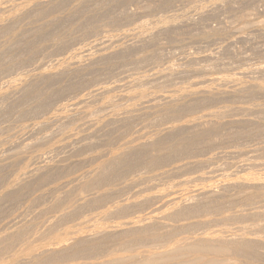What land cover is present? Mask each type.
Returning <instances> with one entry per match:
<instances>
[{
	"label": "rangeland",
	"instance_id": "374dc122",
	"mask_svg": "<svg viewBox=\"0 0 264 264\" xmlns=\"http://www.w3.org/2000/svg\"><path fill=\"white\" fill-rule=\"evenodd\" d=\"M38 1L39 0H30V1L29 0H11L10 3H8L6 5L8 7V8L6 7V9L9 10V6H13V8L10 7V9L12 8L13 10H11V11H13V13H15L18 17L15 15L11 19H8V16H7L8 14L5 15V13L2 16H0V31H1L0 32V64H1L0 65V74H1L0 75V85H1L0 89H2L1 91H3L5 89L4 88L5 83H6L5 80H8V79H9L8 81H13V79H14V81H16L17 83H19V81H22V79H23V80L28 81V83H29L27 85L25 83L23 86H21L20 89L17 90L19 92H17V91L15 93L12 92L13 94L9 92V93H6V94H8L7 96L5 94V96L7 98H5L3 96H2L3 98L2 97L0 98V107H1L0 108V134H1L0 135V145L2 146V147L0 146V159L2 158L1 156L3 155L4 159L8 162V165H7V162L3 158L0 160V163H1L0 164V180H1L0 181V216H1L0 217V253H1L0 254L1 255L0 256L1 257L0 258V264H5V262H7V261H9V262H7L6 264H8V263L10 264L12 262V260L16 257L15 253L19 254L21 251H23V248L24 249L26 247H27L26 249H29L31 247L36 248V246L38 248V247H41L42 244L47 245V246H52V244H55L61 237H63L61 239H66L68 237L70 238V235L76 233V231L78 229H79L78 231L82 230L81 232L77 231V235L83 236V237L79 236L81 238H84L83 241H81V243H83V245H90V244H98L99 243L102 245L104 244L103 247L100 245V248L102 247L105 249V247L107 246L106 249L104 250L101 248L102 249L101 250L98 246H96L97 249L99 248V251L96 250L95 248L93 249L92 253H95L94 256H93V254L91 256L93 258V260L90 256H89V260H88V258L87 259L86 258L85 259L84 258H77L74 260L72 258H67V257L64 258V256H66V255L64 254V256H63V254H61V256L63 257L61 259L62 261L59 260L58 262L61 261L60 264H63V263H66V264H71V263L72 264H80V263L81 264H83V263L97 264V262L102 263L108 259V257H107L108 254L106 255V253H109L108 252V251H110L109 249H111L110 252H113V254L121 255V252H119L120 254L118 253L119 250H117V247L115 244V243H117V241H119V238H116L115 240L112 239L113 242L111 240V238L117 237V233L119 232L116 229L114 230V228H116L120 224H123L124 223L123 221L127 222V221L135 219L137 217L149 216V215H151V217H153V220H154V222H153L154 227L153 228L155 230H157L156 232L159 235H165V234H167V232H173V230H174V232H176L175 230H178V232H176V233H178L180 236L182 235V237H181L182 239L180 238V236L178 237V234H175V233L174 234L176 235V239H179L182 241L185 238L186 239L190 238V239H188V241L190 242L194 238L195 239L201 238L203 235H205V233H207L208 235H209V233H212L214 235V232H215V234L218 235V236L216 235V237H220V236L224 237V235L226 234L227 237L225 235L224 238H226L228 240L230 239V240L235 241V242L238 240L241 241V239H243L245 237L243 240H248V241L255 243V250L256 251L255 250L254 251L257 252L258 255L255 253L254 254L256 256H258L257 258L259 260L255 259L254 261L250 262V260L244 261L243 258L238 257V258H235L233 260H230L231 262L235 260L233 263H231L228 259V261L230 263L225 262V264H242V263L243 264H246V263L247 264H264V252H263L264 251V243H263L264 242V185H260V184L257 185V181L258 182L261 181L263 174H264V149H263L264 148V87H263L264 86V0H122V1L121 0H111V1L110 0H85V1L84 0H80V1L79 0H66V1L65 0H52V1H50L49 0L48 5H46V6H43L42 4H40L41 1H39V3L36 4ZM112 1H114V2H112ZM51 2H53V3L51 4ZM34 4H36V5H34ZM74 4H76V5H74ZM55 8H57V9H55ZM48 9H50V10L52 9V10L50 11ZM11 11H10V13L12 14ZM42 11H43V13H42ZM39 12H41V13L39 14ZM201 13H203V14H201ZM38 14L39 15L44 14V16L41 17ZM49 14H51V15H49ZM12 15H14V14H12ZM199 17H201V18H199ZM13 18H15V19H13ZM88 29H89V32H88ZM60 32H61V34H59ZM93 32L95 34H93ZM203 34H205V35H203ZM37 38H38V40H37ZM106 39H107V41H106ZM108 39H109V42L111 41L110 43L108 42ZM212 39H214V40H212ZM65 40H66V42H65ZM75 40H76V42H75ZM227 40H229V41L227 42ZM20 43H21V45H20ZM13 44H15V46ZM94 44H96V45H94ZM99 44H101V45H99ZM30 45H31V48H30ZM58 45H60V46H58ZM108 45H109V47H108ZM11 46H13V47H11ZM97 46H99V47H97ZM76 47L78 49L81 47L82 50L81 49L78 50ZM84 47H86V48H84ZM5 48L6 49L8 48V49L6 50ZM83 49H85V50H83ZM13 50L14 51L16 50V52H14ZM55 50H56V53H55ZM72 50H77V52L72 51ZM84 51H87L88 53L84 52ZM79 52H81V53L79 54ZM43 53H45V54H43ZM83 53H85L86 55L85 54L83 55ZM95 53H96V55H95ZM14 54L16 57L14 56ZM51 54H52V56H51ZM87 55L90 58L93 57L95 60L93 58L89 59V57H87ZM103 55H104V57H103ZM105 55L106 56L108 55V56L106 57ZM71 56H73V57H71ZM94 56H96V57H94ZM67 57L71 61H73V60L74 61L70 62L69 59H68L69 60L68 61ZM77 57H78L79 61H77L78 60ZM64 58H65V60H64V63H62L63 65L60 63H57L58 60L60 61L61 59L63 60ZM75 58H76V60H75ZM82 58H83V60H82ZM100 58L103 61H101ZM14 59H15V61H14ZM90 60H91V62H90ZM76 61L78 62V64L80 63V67L82 65V67L80 69L78 67L79 71L76 70L77 69L76 66H71L73 68L72 69L73 72L69 71L66 73H59L57 75L58 78L55 76V77L48 78V79L47 78L35 79V77L33 76L34 73H37V70H38V72H41V71H48V72L51 71L52 72V70H53V73H54V71L57 72L60 69H62L63 66H65L64 64L70 63V64L78 65ZM99 61H101L102 64ZM65 62H67V63H65ZM88 63H89V65H88ZM106 63H107V65H105ZM12 66H15V67H12ZM74 67H76V68H74ZM74 69H75V71H74ZM253 69L255 70V72ZM22 73L24 75H22ZM26 73H27V75H26ZM20 74L22 77L20 76ZM64 74H66V75H64ZM214 76H216V77H214ZM220 76H221V79L224 78V80H227L228 83H225L226 81L223 83L222 82L223 79L222 80L220 79V85H219V81H217V80H219L218 78H220ZM227 76H229V77H227ZM20 78H21V80H20ZM30 78H31V80L35 79V80H32L33 84H31ZM54 78L57 81L54 80ZM66 78H67V80H66ZM234 79H236V81L239 79L237 81L238 84L240 83L243 85L242 86L238 85L237 83H235ZM246 81H248V82H246ZM200 84H201V87H200ZM235 84H237V85H235ZM131 85H133V86H131ZM106 86L108 87V89ZM206 86H208V87H206ZM235 86L236 87L241 86V90L236 92L237 93V94L235 93L236 95L233 94V92H232L233 89L231 88V87L234 88ZM249 86H251V90H250ZM252 86L253 87L255 86V87L252 88ZM97 87H98V89H97ZM196 87H199V88H196ZM211 87H212V90H214L213 92L215 94L217 92H219V93H217L216 95L213 93V95L209 96V98L207 96L205 97L202 94H196L195 96H192L190 98L187 96V98H186V95H188L190 93V91L195 92V91H198V89L200 91L203 88L211 89ZM219 87H221V88H219ZM261 87H262V89H261ZM109 88L111 89L112 93L109 91L110 90ZM99 89L100 90L102 89V90L100 91ZM215 89H216V91L218 89V91L216 92ZM244 89H246L248 92L246 90L244 91ZM252 89H254V90H252ZM258 89H259V91H258ZM138 90H139V92H138ZM221 90L224 92H222ZM36 91H38L39 93ZM93 91H95V93ZM96 92H99V93H97V95H95ZM104 92H106V94ZM179 92H181V93H179ZM240 92H242V93H240ZM101 93L103 94L104 97L102 96ZM126 93H128V94H126ZM177 93L179 94L178 96H180L182 94L181 96L185 97L186 101L185 100L183 101L184 98L183 99L179 98L177 96ZM16 94H18L19 96ZM88 94H89V96H88ZM108 94L110 96H108ZM162 94H163V96H162ZM184 94H185V96H184ZM132 95L133 96L135 95V98L134 97L132 98ZM136 95H137V97H136ZM200 95H202V96H200ZM220 95H223V97H221ZM93 96L94 97L97 96V97L94 98ZM167 96H169V98L172 99V102L174 104L172 102H170L171 100H169V102H168V100H165L166 101L165 102V101H163L164 99L161 98V97H167ZM171 96H172V98H171ZM42 97H44V98H42ZM129 97H131V99ZM156 97H158V98H156ZM16 98H19V99H16ZM97 98H98V100H97ZM174 98H175V101H174ZM188 98H189V100L191 98L192 99L190 101H188L187 100ZM194 98H195V100H194ZM211 98L212 99L216 98V99L211 100ZM42 99L44 101H42ZM80 99H83V100H85V102H87V103H85L86 104V106H85L86 110L81 109V108H80V110L79 109L77 110V108L75 106L71 105V104H74V101L77 102ZM111 99H112V101H111ZM133 99H135V101ZM178 99H180L179 102H177ZM105 100L107 101L106 103H105ZM118 100H120L121 102ZM1 102H2V104H1ZM48 102L50 104L51 103L52 104L50 105ZM166 103H168V104H166ZM63 104H65V106ZM109 104H110V106H109ZM128 104L130 105L131 109L133 108L132 110L130 108H128L129 110H131L130 111L131 113H129V115L133 113L134 116L133 115L125 116L124 118H126V119L128 118V119L126 120V119L122 118L123 121H120V119H119V121L114 120L116 117L113 118V114L115 116L117 113H121L122 109L124 110L125 108L127 109V107H129ZM160 104H161V106H160ZM58 105L60 107H58ZM106 105H107V107H106ZM111 106H114V107H111ZM152 106H153V108H152ZM158 106H159V108H158ZM147 107H148V109H147ZM21 108H23V109H21ZM48 108H50V109H48ZM60 108H62L61 111H60ZM63 108L65 110H63ZM73 108L78 112H76ZM114 108L116 109V111ZM141 108H143V109H141ZM203 108H205L206 110H204ZM223 108H225V109H223ZM58 109H59V111H58ZM108 109H111V110H108ZM242 109L246 112H244ZM143 110H144V112H143ZM147 110H150V112H148ZM159 110H160V112H159ZM212 110H214V111H212ZM223 110H225V111H223ZM29 111H31V112L33 111V112L31 113ZM84 111H85V113H84ZM95 111H96V113H95ZM137 111L140 113L138 114ZM45 112H46V114H45ZM68 112H70V113L66 114ZM173 112H175L176 114ZM249 112H251V113H249ZM22 113H24V114H22ZM71 113H72V115H71ZM135 113H136L137 117H136ZM162 113H165L166 116ZM171 113H173V114H171ZM209 113L210 114L216 113V116H218V117L215 116V119L213 118L210 120L219 121L220 120L219 117H221L222 120H220L219 122L222 121L224 125L222 123H221V125H219L220 129L222 128L221 130H219V128L217 126V128H218L217 131H215L212 134H209L210 137L206 135V136H204V138L203 137L199 138L198 137L199 136L198 135L199 134L198 129L201 132V130H204V128H205V126H203V125L201 126V124H199V123L204 122V121L199 122V120H200L199 118H201L203 115L209 114ZM55 114H56V116H54ZM57 114H59V115H57ZM78 114H80V115H78ZM169 114H170V116H169ZM222 114H223V116H222ZM48 115L50 116V118L48 117ZM51 115H53V116H51ZM76 115H77V117H76ZM95 115H96V117H95ZM163 115H164V117H163ZM100 116H101V118H100ZM110 116L113 118L114 121H118V122L115 123L112 120V118H110ZM153 116H155V117H153ZM168 116H169V118H168ZM176 116H178V117H176ZM56 117H58V118H56ZM60 117H62V118H60ZM67 117H71V118H67ZM102 117H104V118H102ZM166 117L168 118L169 122H168ZM171 117L172 118L174 117V118L171 119ZM175 117H176V119H175ZM43 118H45L46 121ZM105 118L107 119L108 122L106 121ZM217 118H219V120ZM73 119H75V120H73ZM86 119H88V121ZM89 119H90V121H89ZM101 119H102V121L105 120V121H103V123H104L103 126H106V128L103 127V129L101 128L99 131L91 130V131H89L90 133H88V130H89L88 127L89 126L91 127L92 123L95 124V123L100 122ZM108 119L111 120L110 121L111 125L109 124ZM132 119H133V121H132ZM178 119L180 120V122ZM65 120H67V121H65ZM80 120H82V121H80ZM173 120H176V121H173ZM192 120L193 121L198 120L197 122H199L198 124L194 125L195 128L193 126L191 127V125L190 126L188 125ZM39 121H41V122H39ZM47 121H48V123H47ZM92 121H95V122H92ZM53 122H55V123H53ZM105 122H107L108 125H105ZM172 122L174 123V125ZM88 123H90V124H88ZM179 123H181V124H179ZM42 124H43V126H42ZM48 124L51 127L48 126ZM56 124H59V125H56ZM60 124L62 125V127H60ZM112 124H114L113 128H112ZM87 125H89V126L87 127ZM109 125H110V127H109ZM144 125H145V128H144ZM175 125L177 127L181 128L179 131H181V130L182 131L180 133H179V131H176L177 133L174 132L173 135L171 134L172 135L171 138L169 136H168V138H165V140L170 139V141L166 140L167 142H170V144L166 143V144H164V146L162 145L160 147L161 152L159 153V156L163 157V161H162L163 164L160 163L159 165H151L150 166V164L152 163V160L154 159L153 155L150 156L149 153L146 154V153H143V151L139 152V149L136 150V152H130V154L132 155V157H130V160H129L130 163L128 161H126V163L125 162L119 163V164L110 163L111 164L110 165L109 162L106 161V159L108 157V155H106L107 151H109L111 149L112 153H117L116 151L118 150V148L116 145H118V147H119V145L121 146L122 144H124L130 140L134 141L135 144H140L139 142L143 143L146 140L149 141L154 137L155 134L161 133L162 130L164 131L163 128H168V127H172ZM186 125H188L190 128L188 126L185 127ZM226 125H227V128H226ZM26 126H27V128H26ZM72 126H74V127H72ZM207 126L209 127V125H207ZM79 127L82 129H80ZM127 127L130 129L128 130ZM197 127H198V129H197ZM202 127H204V128H202ZM61 128L62 129L66 128V130H64V132L66 133V134L64 133L65 135H63V130H58ZM69 128H71V130L73 131V132L70 131V134H68L69 130H70ZM85 128L87 130H85ZM109 128H110V130H113V132L108 130ZM182 128L183 129L185 128L186 130L184 129L185 130L184 131ZM200 128H202V129H200ZM191 129H192V131H191ZM79 131H80V133H79ZM136 131H137V133H136ZM183 131H184V133H183ZM60 132L62 135L60 134ZM106 132H107V135H106ZM155 132H157V133H155ZM113 133H115V134H113ZM215 133H216V135H215ZM96 134L97 135L99 134V135L97 136ZM194 134H197V137L194 136ZM73 135L75 138L72 137ZM49 136H51V137H49ZM52 136H54V139ZM76 136H78V138ZM187 136H189V137H187ZM190 136H191V138H193L196 141H193V143H191L192 139L190 138ZM62 137L64 139H66L67 141L62 139ZM98 137H100L101 139ZM145 137H146V139H145ZM195 137H196V139H195ZM46 138L47 139L49 138V139L47 140ZM59 138H60V140H59ZM197 138L199 140H197ZM50 139L52 140V142ZM68 139H69V142H71L72 144L68 143ZM70 139H72V140H70ZM91 139L94 140V144L92 143L93 141H91ZM112 139L114 141H112ZM183 139H185V140L189 139L188 141L190 142V145H193V144L194 145L193 146H190V145L186 146L184 149H176V147L178 148V146L180 148V145H178V146H176V145L179 142V140L181 141ZM232 139H234V140H232ZM88 140H89L90 144L88 143ZM107 140H109V141H107ZM53 141H54V143H53ZM61 141H62V143L63 142H66V143H63L64 145H62ZM85 141L87 143H84ZM32 143H33V145H32ZM75 144H76V146H75ZM171 144H176L175 148H174V145H173L174 149L172 148L176 154L173 153V150L171 149V146H172ZM31 145L34 146L35 148L32 147ZM28 146H30V147H28ZM57 146L59 148H57ZM71 146H72V148H71ZM40 147H42V148H40ZM104 147H105V149H104ZM166 147H168V148H166ZM15 148L17 151L15 150ZM60 148H62V149H60ZM88 148H90V149H88ZM96 148H97V150H96ZM98 148L101 150H99ZM114 148H117L116 151H114ZM9 149H10V151H8ZM27 149L29 152H27ZM35 150H37V151L39 150V151L37 152ZM93 150H94V152H93ZM21 151L24 153H22ZM178 151H179V153H178ZM9 152L11 154H9ZM74 152L76 155L74 154ZM19 153H21V154H19ZM25 153L29 154V156H25L26 155ZM95 153H97V154H95ZM109 153H110V151H109ZM183 153H185V154H183ZM34 154H36V155H34ZM107 154H108V152H107ZM39 155L41 156L40 158H42V159L38 158ZM97 155H98V157H97ZM136 155H139V157H138L139 159L136 158ZM31 156H32V158H31ZM164 156H166V157H164ZM36 157H37V159H36ZM7 159H9V160H7ZM199 159H200V161H197ZM13 160L15 162L17 160V163H15ZM23 160H24L25 164L26 163H29V164H26V165L23 164L24 163ZM41 160L42 161L44 160L43 162H44V164H46V165H44L45 167L44 166L42 167L43 162ZM100 160L102 162H105V163L107 162L108 165H110V167L112 166V169L114 168V170L111 169L110 171L111 172L114 171L117 174L119 173L118 174L119 176H115L116 174L114 173L115 174L114 175L113 173H110V171L103 172L102 180H103V182L104 181L105 182L103 183V185L100 186L101 188L99 187L96 189L93 186L95 181L92 183V182H90V180L92 181L93 178H95V177L97 178V176H96L97 174L95 173L96 174L95 175L94 173H92L94 171V168H92V167H94V166L96 167L97 165L101 164L102 162L99 163ZM1 161H3V162H1ZM10 161H11V163H10ZM137 161H138V164H137ZM150 161H151V163H150ZM4 162H6V163H4ZM37 162H38V165H39V162H41V165H39V166L35 165V164H37ZM105 163H103V164H105ZM134 163H136V164H134ZM64 164H65V166H64ZM115 164H116V167H115ZM23 165H24V168L28 167L27 170H29V167H30V170L32 167H33L32 170H35L36 167H38L37 169L39 170L40 166H41V169L43 168L42 170L40 169L41 170L40 172L42 175L39 174L40 173L39 172L36 174L37 177H36V175H34V177L31 176V178L27 179L25 182H23L20 185V187H19L20 189L17 188V190L19 189L18 191H16V189H15L16 192H14V190H13L12 193L9 192L11 194H8V191L7 190L5 191L8 182H12V179L14 180L20 176L21 168L23 167ZM119 165L121 166V168H119L120 167ZM122 165H124V166L125 165L126 166L127 165H133V167L131 166L132 168H131V170L129 169V171L128 170L124 171L123 169H126V168L123 167ZM181 165H182V167H181ZM47 166L49 169L47 168ZM54 166H56V167H54ZM139 166H140V168H139ZM71 169L73 170V172ZM121 169L123 170V173H124V174L122 173L123 175L120 174L121 172L119 170H121ZM145 170H146V172H145ZM42 171H45V172H42ZM49 171H51V172H49ZM195 171H196V173H195ZM70 172H72L71 175H70ZM13 173H15V176ZM90 173L94 174L95 176L94 177H93V175L91 176ZM73 174H75V175L79 174V175L78 176L76 175L77 176L76 177ZM128 174H129V176H127ZM66 176H67V178H66ZM247 176L249 177V179H251V180L253 179L254 183H252V184H254V185L251 184V185L245 186V185L241 184V186H239L240 182H237L239 185L235 184L238 179H239V181H241V179L243 180V178L244 179L248 178ZM38 177H39V179H38ZM86 177H87V179H86ZM161 177H163V178H161ZM189 177H191V178H189ZM90 178H92V179H90ZM169 178H170V180H169ZM258 178H259V180H258ZM63 179H64V181H62ZM186 179H187V181H185ZM38 180L40 182H38ZM46 180H48V181H46ZM35 182H37V183H35ZM85 183L86 184L88 183V185H85ZM175 183L178 184L181 189ZM186 183L188 184L187 186H186ZM81 184H83L85 186V188ZM3 185H4V187H3ZM72 185H73V187H71ZM91 185L93 186L92 188H94V189H91ZM146 185H148V186H146ZM191 186H195V187H191ZM204 186H206V187H204ZM173 187H174V189H173ZM190 187H191V189H190ZM196 187H197V190L207 189L208 187H210V189H211L213 187L211 189L213 194L212 195H200V196L196 195L194 197L195 194H193L192 191L196 190V189H194ZM202 187H204V188H202ZM222 187L225 189H223ZM157 188H159L160 190ZM175 188H176V190H175ZM187 188H188V190H187ZM125 189H127V190H125ZM172 189L174 192H172ZM65 190H66V192H65ZM118 190H119V192H118ZM183 190H185V191H183ZM20 191H21V193H20ZM51 191H52V193H51ZM55 191H56V193H55ZM75 191H79V193L76 192L78 195L75 193ZM186 191L192 193L191 196H193V197H190L191 200L189 198L191 193H189V195L185 194ZM3 193H5L6 195ZM24 193L25 194L27 193L28 195H25ZM220 193H222V194H220ZM1 194H3V196ZM48 194H49V196H48ZM152 194H154V195H152ZM157 194H159L160 197H164V199H160V203L158 200L160 197H158ZM168 194H171V195H168ZM134 195H135V197H134ZM78 196L81 198H79ZM124 196H126V197H124ZM153 196H154V198H153ZM165 196L166 197L168 196L167 199ZM15 197H16V199H15ZM66 197H67V199H66ZM102 197H104V198H102ZM148 197H149V199H148ZM196 197H198V198L196 199ZM152 198H153V200H152ZM156 198H158V199H156ZM172 198L174 199V202H176L177 199H179V198L181 200L183 199L182 200L183 202L186 201V203L182 202L186 208L185 207H184L185 209L182 208V211H181V209H180V211L175 210V213H179V212L184 213L186 211V209H187V211H189L190 209L188 207H191V205L193 204L194 206L192 205V208H194V207H195V209H197L196 207L199 208V209H197L198 213L195 214L196 217L194 215L190 216L192 218L194 217L193 219L191 218L192 220L188 217L187 218L183 217L185 220H183L182 217H179L178 219L172 218V220H171L170 219L171 217H169V214L171 215V212L174 213V210L172 209L173 204L171 202ZM243 198H245V199H243ZM188 199L190 202L188 201ZM11 200H13V201H11ZM18 200L22 201V202H19ZM58 200H59V202H58ZM162 200L165 204H162L163 203V202H161ZM169 200H171V201H169ZM181 200H179V202H181ZM223 200H224V202H223ZM14 201H16V202H14ZM102 201H104V203ZM126 201H127V204H125ZM154 201H157V202H154ZM250 201H252V202L250 203ZM85 202L87 204H85ZM116 202L119 203L118 206H117ZM148 202H149V204H148ZM195 202H196V204H195ZM241 202H242V204H241ZM10 203H11V205H10ZM71 203H73V204H71ZM187 203L189 206L186 205ZM79 204H80V206H79ZM91 204H92V206H91ZM135 204H137V205H135ZM166 204H168V206ZM120 205H121V207H120ZM131 205H132V208H131ZM163 205H165V206H163ZM71 206H73V207H71ZM108 206L109 207L111 206L110 207L111 209ZM159 206H160V208H159ZM116 207H118V208H116ZM156 207H158V208L156 209ZM161 207H163L164 209ZM168 207H170V210ZM202 207H204V208H202ZM90 208L92 210H90ZM165 208H166L167 212L164 211ZM192 208H191V210H192ZM115 209L117 212L115 211ZM120 209H122L121 210L122 213H121V211H119ZM208 209H209V211H208ZM246 209H247V211H246ZM199 210H202V211H199ZM249 210H251V211H249ZM89 211H91V212H89ZM111 211H113V212H111ZM215 211H216V213H215ZM223 211H225L227 214ZM42 212H44V213H42ZM200 212H202V213L200 214ZM218 212L223 213V214L220 215V213H218ZM229 213H230V215H229ZM236 213H238V214H236ZM247 213H249V215ZM75 214H76V216H75ZM164 216H165V218H164ZM44 217H45V219H44ZM235 217H236V219H235ZM239 217H240V219H239ZM241 217L243 220L241 219ZM99 218H100V220H99ZM157 218H159V219H157ZM163 218H164V220H163ZM181 218H182V220H181ZM211 218H212V220H211ZM226 218H227V220H226ZM224 219H225V221H224ZM186 220H188L189 223ZM206 220H208V221H206ZM236 220H238V221H236ZM231 221H234V222H231ZM246 221L247 222L249 221V222L247 223ZM41 222H43V223H41ZM158 222H160V223H158ZM207 222H208V224H207ZM113 223H116V224H113ZM177 223H179V224H177ZM24 225H25V227H24ZM168 225H171V226L167 227ZM56 226H58V227H56ZM19 227H21V228H19ZM30 227H32V228H30ZM33 227H35L36 229ZM42 227H44V228H42ZM110 227H113V228H110ZM181 227L184 230H182ZM183 227H185V228L187 227V228L185 229ZM69 229H70V231H69ZM83 229L85 232H83ZM245 229H247V230H245ZM102 230H106V231L108 230L107 232H109V234L113 235L112 237H110L111 242L109 241V238H106L104 236L103 237L102 236H98V237L95 236L97 239L93 237L97 231H102ZM112 230H114V231H112ZM164 230H166V231H164ZM88 231H90V232H88ZM110 231H112V232H110ZM163 231H164V233H163ZM180 231H182L183 233L181 234ZM200 231L202 233V236L199 235ZM229 231H230V233H229ZM70 232H71V234H70ZM184 232H186V233H184ZM194 232L197 235H195ZM218 232H220V233H218ZM9 233H11V234H9ZM15 233H17V234H15ZM20 233H22V234H20ZM67 233H68V237H67ZM82 233H83V235H82ZM13 234H14V237H13ZM17 235H20V236L18 237ZM58 235H60V236H58ZM85 235H87V236H85ZM189 235H190V237H189ZM16 236L18 239L16 238ZM191 236H192V239H191ZM11 237H13V238H11ZM231 237H233V238H231ZM248 237L251 238L253 241L251 239H249ZM11 239H13V240L10 241ZM26 239H27V241H26ZM86 239H87V241H86ZM93 239L95 242L93 241ZM97 241H102L103 243L97 242ZM33 242H36V243L34 244ZM67 243L68 242H66V244ZM85 243H87V244H85ZM256 243H258V244H256ZM154 244L156 246L158 243H153V244L150 243L147 246L148 247L149 246L154 247ZM80 245L83 246L82 244H80ZM2 246H4V247H2ZM26 249H25V251H26ZM59 253L60 252H55L54 254H47V255H49L48 258H50L52 256L59 255ZM3 255H5V256H3ZM103 257H107V259L103 258ZM102 258L105 260H103ZM19 259H22V257ZM19 259L18 260L16 259V260L19 262V261H21ZM68 260H70V261H68ZM71 260H73V262H71ZM94 260H96V261H94ZM58 262L55 264H59ZM22 263H24V262H22ZM47 263L52 264L53 262L48 261ZM18 264H21V263H18Z\"/></svg>",
	"mask_w": 264,
	"mask_h": 264
},
{
	"label": "bare ground",
	"instance_id": "6f19581e",
	"mask_svg": "<svg viewBox=\"0 0 264 264\" xmlns=\"http://www.w3.org/2000/svg\"><path fill=\"white\" fill-rule=\"evenodd\" d=\"M10 1L11 0H0V16H2L4 13H5V15L6 14H8L7 16H8V19H11L13 16H15L16 14L15 13H13V11H11V10H13L12 8H13V6H9V10L8 9H6V5L8 4V3H10ZM30 1V0H29ZM39 1H41L40 2V4H42L43 6H46V5H48V3H49V0H39ZM39 1L36 3V4H38L39 3ZM50 1H52V0H50ZM66 1V0H65ZM80 1V0H79ZM85 1V0H84ZM111 1V0H110ZM122 1V0H121ZM26 2V1H25ZM32 2V1H31ZM75 2V1H74ZM112 2H114V1H112ZM118 2V1H117ZM53 2H51V4H52ZM67 3V2H66ZM79 3V2H78ZM109 3V2H108ZM116 3V2H115ZM36 4H34V5H36ZM70 4V3H69ZM81 4V3H80ZM106 4V3H105ZM120 4V3H119ZM74 5H76V4H74ZM78 5V4H77ZM99 5V4H98ZM38 6V5H37ZM50 6V5H49ZM10 7H12L11 9H10ZM35 7V6H34ZM40 7V6H39ZM54 7V6H53ZM52 7V8H53ZM85 7V6H84ZM89 7V6H88ZM109 7V6H108ZM113 7V6H112ZM8 8V7H7ZM37 8V7H36ZM75 8V7H74ZM93 8V7H92ZM91 8V9H92ZM55 9H57V8H55ZM76 9V8H75ZM110 9V8H109ZM39 10V9H38ZM37 10V11H38ZM48 10H50V9H48ZM47 10V11H48ZM52 10V9H51ZM50 10V11H51ZM10 11L12 12V14H14V15H12L11 13H10ZM108 11V10H107ZM85 12V11H84ZM41 12H39V14H40ZM42 13H43V11H42ZM38 14V15H39ZM87 14V13H86ZM85 14V15H86ZM201 14H203V13H201ZM12 15V16H11ZM49 15H51V14H49ZM199 15V14H198ZM208 15V14H207ZM6 16V17H7ZM17 16V15H16ZM39 16H44V14H42V15H39ZM204 16V15H203ZM18 17V16H17ZM49 17V16H48ZM59 17V16H58ZM16 18V17H15ZM15 18H13V19H15ZM45 18V17H44ZM199 18H201V17H199ZM52 19V18H51ZM44 20V19H43ZM187 20V19H186ZM203 20V19H202ZM78 21V20H77ZM47 22V21H46ZM184 22V21H183ZM106 24V23H105ZM48 26V25H47ZM62 26V25H61ZM97 26V25H96ZM99 26V25H98ZM16 27V26H15ZM49 28V27H48ZM67 28V27H66ZM79 28V27H78ZM89 28V27H88ZM92 28V27H91ZM94 28V27H93ZM12 29V28H11ZM4 30V29H3ZM22 30V29H21ZM30 30V29H29ZM83 30V29H82ZM16 31V30H15ZM42 31V30H41ZM81 31V30H80ZM86 31V30H85ZM91 31V30H90ZM1 32V31H0ZM19 32V31H18ZM59 32V31H58ZM88 32H89V29H88ZM105 32V31H104ZM21 33V32H20ZM27 33V32H26ZM220 33V32H219ZM2 34V33H1ZM18 34V33H17ZM59 34H61V32L59 33ZM66 34V33H65ZM64 34V35H65ZM69 34V33H68ZM83 34V33H82ZM88 34V33H87ZM93 34H95L94 32H93ZM92 34V35H93ZM48 35V34H47ZM89 35V34H88ZM203 35H205V34H203ZM228 35V34H227ZM2 36V35H1ZM62 36V35H61ZM7 37V36H6ZM27 37V36H26ZM50 37V36H49ZM69 37V36H68ZM29 38V37H28ZM61 38V37H60ZM64 38V37H63ZM71 38V37H70ZM27 39V38H26ZM42 39V38H41ZM62 39V38H61ZM73 39V38H72ZM103 39V38H102ZM112 39V38H111ZM37 40H38V38H37ZM43 40V39H42ZM47 40V39H46ZM71 40V39H70ZM69 40V41H70ZM105 40V39H104ZM212 40H214V39H212ZM225 40V39H224ZM6 41V40H5ZM12 41V40H11ZM32 41V40H31ZM35 41V40H34ZM49 41V40H48ZM101 41V40H100ZM106 41H107V39H106ZM229 40H227V42H228ZM33 42V41H32ZM51 42V41H50ZM62 42V41H61ZM65 42H66V40H65ZM68 42V41H67ZM75 42H76V40H75ZM108 42H109V39H108ZM111 42V41H110ZM109 42V43H110ZM224 42V41H223ZM30 43V42H29ZM39 43V42H38ZM57 43V42H56ZM78 43V42H77ZM96 43V42H95ZM107 43V42H106ZM92 44V43H91ZM97 44V43H96ZM96 44H94V45H96ZM108 44V43H107ZM14 46H15V44H13ZM20 45H21V43H20ZM65 45V44H64ZM99 45H101V44H99ZM104 45V44H103ZM58 46H60V45H58ZM67 46V45H66ZM92 46V45H91ZM105 46V45H104ZM8 47V46H7ZM11 47H13V46H11ZM29 47V46H28ZM40 47V46H39ZM53 47V46H52ZM93 47V46H92ZM97 47H99V46H97ZM108 47H109V45H108ZM107 47V48H108ZM4 48V47H3ZM2 48V49H3ZM30 48H31V45H30ZM51 48V47H50ZM77 48V47H76ZM84 48H86V47H84ZM106 48V47H105ZM6 49V48H5ZM8 49V48H7ZM6 49V50H7ZM53 49V48H52ZM78 49V48H77ZM79 49H81V47L79 48ZM78 49V50H79ZM95 49V48H94ZM104 49V48H103ZM112 49V48H111ZM18 50V49H17ZM82 50V49H81ZM83 50H85V49H83ZM91 50V49H90ZM109 50V49H108ZM14 51V50H13ZM58 51V50H57ZM62 51V50H61ZM66 51V50H65ZM72 51H75V52H77V50H72ZM88 51V50H87ZM87 51H84V52H87ZM103 51V50H102ZM101 51V52H102ZM107 51V50H106ZM105 51V52H106ZM14 52H16V50L14 51ZM82 52V51H81ZM81 52H79V54L81 53ZM100 52V53H101ZM104 52V51H103ZM27 53V52H26ZM52 53V52H51ZM55 53H56V50H55ZM59 53V52H58ZM57 53V54H58ZM88 53V52H87ZM43 54H45V53H43ZM74 54V53H73ZM85 53H83V55H84ZM91 54V53H90ZM49 55V54H48ZM76 55V54H75ZM86 55V54H85ZM89 55V54H88ZM87 55V57H89ZM94 55V54H93ZM95 55H96V53H95ZM98 55V54H97ZM13 56V55H12ZM14 56H15V54H14ZM51 56H52V54H51ZM62 56V55H61ZM65 56V55H64ZM106 56V55H105ZM108 56V55H107ZM106 56V57H107ZM10 57V56H9ZM16 57V56H15ZM71 57H73V56H71ZM70 57V58H71ZM75 57V56H74ZM83 57V56H82ZM94 57H96V56H94ZM103 57H104V55H103ZM113 57V56H112ZM26 58V57H25ZM85 58V57H84ZM93 58V57H92ZM92 58H90L89 57V59H92ZM99 58V57H98ZM102 58V57H101ZM100 58V59H101ZM17 59V58H16ZM45 59V58H44ZM69 58L67 57V60H68ZM77 59H78V57H77ZM94 59V58H93ZM43 60V59H42ZM52 60V59H51ZM58 60V59H57ZM56 60V61H57ZM64 60H65V58L62 60H58L57 61V63H60V64H62V63H64ZM70 60V59H69ZM68 60V61H69ZM75 60H76V58H75ZM81 60V59H80ZM82 60H83V58H82ZM87 60V59H86ZM95 60V59H94ZM105 60V59H104ZM14 61H15V59H14ZM18 61V60H17ZM46 61V60H45ZM74 61V60H73ZM73 61H71L70 60V62H73ZM77 61H79V59L77 60ZM76 61V62H77ZM101 61H103L102 59H101ZM101 61H99L100 63H101ZM24 62V61H23ZM35 62V61H34ZM41 62V61H40ZM75 62V63H76ZM89 62V61H88ZM90 62H91V60H90ZM33 63V62H32ZM31 63V64H32ZM55 63V62H54ZM65 63H67V62H65ZM69 63V62H68ZM99 63V64H100ZM110 63V62H109ZM4 64V63H3ZM14 64V63H13ZM48 64V63H47ZM59 64V65H60ZM77 64H78V62H77ZM86 64V63H85ZM102 64V63H101ZM1 65V64H0ZM37 65V64H36ZM44 65V64H43ZM63 65V64H62ZM65 66H63V68L62 69H60L59 71H54V73H53V70H52V72L50 71V72H48V71H41V72H38V70H37V73H34V77H35V79H45V78H52V77H57V75L59 74V73H66V72H73V68L71 67V66H76L77 67V69L76 70H78V67H79V69L82 67V65H81V67H80V63L78 64V65H76V64H64ZM88 65H89V63H88ZM96 65V64H95ZM105 65H107V63L105 64ZM35 66V65H34ZM33 66V67H34ZM45 66V65H44ZM57 66V65H56ZM91 66V65H90ZM94 66V65H93ZM12 67H15V66H12ZM27 67V66H26ZM53 67V66H52ZM60 67V66H59ZM76 67H74V68H76ZM95 67V66H94ZM18 68V67H17ZM42 68V67H41ZM45 68V67H44ZM56 68V67H55ZM58 68V67H57ZM40 69V68H39ZM53 69V68H52ZM85 69V68H84ZM100 69V68H99ZM107 69V68H106ZM43 70V69H42ZM49 70V69H48ZM72 70V71H71ZM254 70V69H253ZM252 70V71H253ZM263 70V69H262ZM22 71V70H21ZM74 71H75V69H74ZM79 71V70H78ZM77 71V72H78ZM89 71V70H88ZM91 71V70H90ZM259 71V70H258ZM35 72V71H34ZM76 72V73H77ZM254 72H255V70H254ZM260 72V71H259ZM11 73V72H10ZM253 73V72H252ZM258 73V72H257ZM70 74V73H69ZM1 75V74H0ZM22 75H24L23 73H22ZM26 75H27V73H26ZM25 75V76H26ZM64 75H66V74H64ZM79 75V74H78ZM252 75V74H251ZM20 76H21V74H20ZM30 76V75H29ZM80 76V75H79ZM22 77V76H21ZM214 77H216V76H214ZM219 77V76H218ZM227 77H229V76H227ZM7 78V77H6ZM32 78V77H31ZM31 78H30V80H31ZM58 78V77H57ZM153 78V77H152ZM209 78V77H208ZM226 78V77H225ZM35 79H32V80H35ZM206 79V78H205ZM219 80H217V81H219V85H220V79H221V76H220V78H218ZM223 80H224V78H222ZM221 79V80H222ZM229 79V78H228ZM237 79V78H236ZM236 79H234L235 80V83H237L238 84V80L236 81ZM9 80V79H8ZM8 80H5L6 81V83H5V86H4V90L3 91H1L2 89H0V98L3 96V97H5V98H7L6 96L8 95V94H6V93H12V92H16L17 90H19L20 89V87L21 86H23L25 83H26V85L27 84H29L28 83V81H26V80H23L22 79V81H19L18 79V81H19V83H17L16 81H14V79H13V81H8ZM20 80H21V78H20ZM28 80V79H27ZM32 80H31V84H33L32 83ZM54 80H56L55 78H54ZM66 80H67V78H66ZM215 80V79H214ZM222 80V82L224 83L225 81V83H228L227 82V80H224L223 81ZM243 80V79H242ZM253 80V79H252ZM39 81V80H38ZM57 81V80H56ZM139 81V80H138ZM206 81V80H205ZM229 81V80H228ZM41 82V81H40ZM67 82V81H66ZM92 82V81H91ZM242 82V81H241ZM246 82H248V81H246ZM258 82V81H257ZM39 83V82H38ZM52 83V82H51ZM83 83V82H82ZM218 83V82H217ZM243 83V82H242ZM53 84V83H52ZM138 84V83H137ZM237 84H235V85H237ZM250 84V83H249ZM248 84V85H249ZM37 85V84H36ZM72 85V84H71ZM238 85H243V84H238ZM247 85V84H246ZM245 85V86H246ZM1 86V85H0ZM42 86V85H41ZM73 86V85H72ZM131 86H133V85H131ZM225 86V85H224ZM232 86V85H231ZM241 86L240 87H231L232 89H233V94H235L236 92H238V91H240L241 90ZM28 87V86H27ZM103 87V86H102ZM107 87V86H106ZM160 87V86H159ZM200 87H201V84H200ZM203 87V86H202ZM206 87H208V86H206ZM255 87V86H254ZM253 86H252V88H254ZM264 87V86H263ZM32 88V87H31ZM111 88V87H110ZM109 88V89H110ZM140 88V87H139ZM196 88H199V87H196ZM219 88H221V87H219ZM225 88V87H224ZM247 88V87H246ZM249 88H250V90H251V86H249ZM25 89V88H24ZM36 89V88H35ZM78 89V88H77ZM92 89V88H91ZM97 89H98V87H97ZM107 89H108V87H107ZM153 89V88H152ZM190 89V88H189ZM202 89V88H201ZM223 89V88H222ZM243 89V88H242ZM261 89H262V87H261ZM66 90V89H65ZM100 90V89H99ZM98 90V91H99ZM102 90V89H101ZM100 90V91H101ZM104 90V89H103ZM188 90V89H187ZM226 90V89H225ZM246 89H244V91H245ZM252 90H254V89H252ZM26 91V90H25ZM35 91V90H34ZM39 91V90H38ZM38 91H36V92H38ZM92 91V90H91ZM110 92H111V89L109 90ZM113 91V90H112ZM144 91V90H143ZM147 91V90H146ZM214 90H212V87H211V89H205V88H203L202 90H200L199 91V89H198V91H195V92H191L190 91V93L188 94V95H186V98H187V96L190 98V97H192V96H195L196 94H202V95H204L205 97L207 96L208 98H209V96H211V95H213V92ZM215 91H216V89H215ZM217 91H218V89H217ZM216 91V92H217ZM222 91V90H221ZM220 91V92H221ZM247 91V90H246ZM258 91H259V89H258ZM261 91V90H260ZM17 92H19V91H17ZM27 92V91H26ZM80 92V91H79ZM94 93H95V91H93ZM103 92V91H102ZM138 92H139V90H138ZM141 92V91H140ZM145 92V91H144ZM178 92V91H177ZM222 92H224V91H222ZM248 92V91H247ZM31 93V92H30ZM39 93V92H38ZM85 93V92H84ZM92 93V92H91ZM90 93V94H91ZM93 93V94H94ZM97 93H99V92H96V94L95 95H97ZM105 94H106V92H104ZM112 93V92H111ZM179 93H181V92H179ZM217 93H219V92H217ZM216 93V94H217ZM240 93H242V92H240ZM246 93V92H245ZM5 94H6V96H5ZM13 94V93H12ZM51 94V93H50ZM53 94V93H52ZM82 94V93H81ZM102 94V93H101ZM126 94H128V93H126ZM158 94V93H157ZM170 94V93H169ZM215 94V93H214ZM215 94V95H216ZM230 94V93H229ZM237 94V93H236ZM235 94V95H236ZM260 94V93H259ZM16 95H18V94H16ZM33 95V94H32ZM66 95V94H65ZM112 95V94H111ZM123 95V94H122ZM147 95V94H146ZM179 94L177 93V96H178ZM182 95V94H181ZM178 96L179 98H184L183 99V101L186 99L185 97H182V96ZM202 95H200V96H202ZM249 95V94H248ZM19 96V95H18ZM27 96V95H26ZM34 96V95H33ZM48 96V95H47ZM88 96H89V94H88ZM99 96V95H98ZM101 96V95H100ZM102 96H103V94H102ZM107 96V95H106ZM108 96H110L109 94H108ZM131 96V95H130ZM141 96V95H140ZM162 96H163V94H162ZM184 96H185V94H184ZM198 96V95H197ZM203 96V97H204ZM221 97H223V95H220ZM227 96V95H226ZM234 96V95H233ZM2 97V98H3ZM25 97V96H24ZM23 97V98H24ZM94 97V96H93ZM92 97V98H93ZM95 97H97V96H95ZM94 97V98H95ZM104 97V96H103ZM126 97V96H125ZM135 98V95L133 96L132 95V98ZM136 97H137V95H136ZM143 97V96H142ZM151 97V96H150ZM153 97V96H152ZM219 97V96H218ZM220 97V98H221ZM237 97V96H236ZM33 98V97H32ZM42 98H44V97H42ZM50 98V97H49ZM85 98V97H84ZM117 98V97H116ZM115 98V99H116ZM130 99H131V97H129ZM139 98V97H138ZM156 98H158V97H156ZM161 98H163L162 100L163 101H165V100H168V102H169V100H171L170 102H172V99H170L169 98V96H167V97H161ZM171 98H172V96H171ZM189 98L187 99L188 101H190L189 100ZM201 98V97H200ZM234 98V97H233ZM16 99H19V98H16ZM53 99V98H52ZM55 99V98H54ZM73 99V98H72ZM75 99V98H74ZM103 99V98H102ZM107 99V98H106ZM110 99V98H109ZM108 99V100H109ZM123 99V98H122ZM206 99V98H205ZM213 99H216V98H213ZM212 98H211V100H213ZM222 99V98H221ZM23 100V99H22ZM35 100V99H34ZM41 100V99H40ZM48 100V99H47ZM46 100V101H47ZM97 100H98V98H97ZM125 100V99H124ZM134 101H135V99H133ZM152 100V99H151ZM154 100V99H153ZM179 100L180 99H178L177 100V102H179ZM194 100H195V98H194ZM197 100V99H196ZM207 100V99H206ZM10 101V100H9ZM15 101V100H14ZM30 101V100H29ZM36 101V100H35ZM42 101H44L43 99H42ZM45 101V102H46ZM90 101V100H89ZM88 101V102H89ZM93 101V100H92ZM111 101H112V99H111ZM118 101H120V100H118ZM117 101V102H118ZM130 101V100H129ZM142 101V100H141ZM144 101V100H143ZM174 101H175V98H174ZM182 101V100H181ZM186 101V100H185ZM41 102V101H40ZM73 102V101H72ZM71 102V103H72ZM107 101L105 100V103H106ZM116 102V103H117ZM121 102V101H120ZM126 102V101H125ZM156 102V101H155ZM166 102V101H165ZM192 102V101H191ZM18 103V102H17ZM35 103V102H34ZM38 103V102H37ZM36 103V104H37ZM43 103V102H42ZM41 103V104H42ZM49 103V102H48ZM69 103V102H68ZM70 103V104H71ZM85 103H87V102H85V100H83V99H80V100H78L77 102L76 101H74V104H71V105H73V106H75L76 108H77V110L79 109L80 110V108L81 109H84V110H86L85 109V106H86V104ZM124 103V102H123ZM122 103V104H123ZM133 103V102H132ZM144 103V102H143ZM153 103V102H152ZM173 103V102H172ZM176 103V102H175ZM182 103V102H181ZM1 104H2V102H1ZM7 104V103H6ZM13 104V103H12ZM24 104V103H23ZM27 104V103H26ZM33 104V103H32ZM46 104V103H45ZM50 104V103H49ZM52 104V103H51ZM50 104V105H51ZM95 104V103H94ZM108 104V103H107ZM111 104V103H110ZM110 104H109V106H110ZM166 104H168V103H166ZM171 104V103H170ZM174 104V103H173ZM178 104V103H177ZM195 104V103H194ZM198 104V103H197ZM212 104V103H211ZM222 104V103H221ZM43 105V104H42ZM48 105V104H47ZM64 106H65V104H63ZM70 105V106H71ZM89 105V104H88ZM102 105V104H101ZM100 105V106H101ZM113 105V104H112ZM116 105V104H115ZM129 105V104H128ZM158 105V104H157ZM156 105V106H157ZM202 105V104H201ZM209 105V104H208ZM15 106V105H14ZM13 106V107H14ZM38 106V105H37ZM46 106V105H45ZM44 106V107H45ZM103 106V105H102ZM101 106V107H102ZM117 106V105H116ZM127 106V105H126ZM132 106V105H131ZM160 106H161V104H160ZM186 106V105H185ZM192 106V105H191ZM9 107V106H8ZM20 107V106H19ZM23 107V106H22ZM58 107H60L59 105H58ZM63 107V106H62ZM93 107V106H92ZM106 107H107V105H106ZM111 107H114V106H111ZM134 107V106H133ZM149 107V106H148ZM148 107H147V109H148ZM1 108V107H0ZM18 108V107H17ZM47 108V107H46ZM104 108V107H103ZM119 108V107H118ZM128 108H130V105H129V107H127V109L125 108L124 110L122 109V112L121 113H117L115 116H114V114H113V118L114 117H116L114 120H118L119 121V119H120V121H123L122 120V118H124L125 116H128L129 115V113H131L130 111L133 109H131V110H129ZM138 108V107H137ZM146 108V107H145ZM152 108H153V106H152ZM157 108V107H156ZM155 108V109H156ZM158 108H159V106H158ZM161 108V107H160ZM213 108V107H212ZM245 108V107H244ZM251 108V107H250ZM21 109H23V108H21ZM20 109V110H21ZM48 109H50V108H48ZM74 109V108H73ZM88 109V108H87ZM96 109V108H95ZM99 109V108H98ZM105 109V108H104ZM103 109V110H104ZM115 109V108H114ZM136 109V108H135ZM141 109H143V108H141ZM151 109V108H150ZM170 109V108H169ZM204 110H206L205 108H203ZM211 109V108H210ZM218 109V108H217ZM223 109H225V108H223ZM228 109V108H227ZM230 109V108H229ZM28 110V109H27ZM54 110V109H53ZM62 110V108H60V111ZM63 110H65L64 108H63ZM75 110V109H74ZM101 110V109H100ZM108 110H111V109H108ZM145 110V109H144ZM144 110H143V112H144ZM152 110V109H151ZM162 110V109H161ZM177 110V109H176ZM243 110V109H242ZM248 110V109H247ZM44 111V110H43ZM56 111V110H55ZM58 111H59V109H58ZM76 111V110H75ZM91 111V110H90ZM113 111V110H112ZM115 111H116V109H115ZM121 111V110H120ZM140 111V110H139ZM146 111V110H145ZM148 112H150V110H147ZM153 111V110H152ZM156 111V110H155ZM211 111V110H210ZM212 111H214V110H212ZM217 111V110H216ZM223 111H225V110H223ZM232 111V110H231ZM244 111V110H243ZM18 112V111H17ZM20 112V111H19ZM29 112H31V111H29ZM33 112V111H32ZM31 112V113H32ZM65 112V111H64ZM72 112V111H71ZM76 112H78V111H76ZM92 112V111H91ZM102 112V111H101ZM134 112V111H133ZM136 112V111H135ZM159 112H160V110H159ZM163 112V111H162ZM240 112V111H239ZM244 112H246V111H244ZM10 113V112H9ZM28 113V112H27ZM37 113V112H36ZM51 113V112H50ZM53 113V112H52ZM70 112H68V113H66V114H69ZM74 113V112H73ZM81 113V112H80ZM84 113H85V111H84ZM90 113V112H89ZM88 113V114H89ZM95 113H96V111H95ZM108 113V112H107ZM137 113L139 114L140 112H138L137 111ZM153 113V112H152ZM157 113V112H156ZM167 113V112H166ZM173 113H175V112H173ZM173 113H171V114H173ZM207 113V112H206ZM234 113V112H233ZM249 113H251V112H249ZM256 113V112H255ZM22 114H24V113H22ZM45 114H46V112H45ZM62 114V113H61ZM60 114V115H61ZM87 114V115H88ZM148 114V113H147ZM151 114V113H150ZM155 114V113H154ZM153 114V115H154ZM161 114V113H160ZM162 114H164L165 115V113H162ZM168 114V113H167ZM176 114V113H175ZM248 114V113H247ZM38 115V114H37ZM57 115H59V114H57ZM65 115V114H64ZM71 115H72V113H71ZM78 115H80V114H78ZM120 115V116H119ZM130 115H133V113L132 114H130ZM129 115V116H130ZM135 115H136V113H135ZM146 115V114H145ZM149 115V114H148ZM164 115H163V117H164ZM43 116V115H42ZM51 116H53V115H51ZM54 116H56V114L54 115ZM63 116V115H62ZM67 116V115H66ZM105 116V115H104ZM119 116V117H118ZM122 116V117H121ZM134 116V115H133ZM144 116V115H143ZM166 116V115H165ZM169 116H170V114H169ZM169 116H168V118H169ZM215 116H216V113L215 114H213V113H209V114H205V115H203L201 118H199L200 120H199V122H202V121H204L203 123H199V122H197V121H191L188 125L190 126L191 125V127L193 126L194 127V125L195 124H201V126L203 125V126H205V128L204 127H202V128H204V130H201V132H200V130L198 129V127H197V129H198V131H199V138L200 137H203L204 138V136H209V134H212V133H214L215 131H217V129L219 128V130H221L220 129V127H219V125H221V123L223 124V122L221 121V122H219L220 120H222L221 119V117H219L220 118V120H219V118H217L219 121H215V120H210V119H215ZM221 116V115H220ZM222 116H223V114H222ZM238 116V115H237ZM26 117V116H25ZM38 117V116H37ZM48 117L50 118V116L48 115ZM59 117V116H58ZM58 117H56V118H58ZM75 117V116H74ZM76 117H77V115H76ZM75 117V118H76ZM83 117V116H82ZM86 117V116H85ZM95 117H96V115H95ZM94 117V118H95ZM106 117V116H105ZM108 117V116H107ZM136 117H137V115H136ZM142 117V116H141ZM153 117H155V116H153ZM176 117H178V116H176ZM176 117H175V119H176ZM216 117H218V116H216ZM246 117V116H245ZM54 118V117H53ZM52 118V119H53ZM60 118H62V117H60ZM59 118V119H60ZM64 118V117H63ZM67 118H71V117H67ZM73 118V117H72ZM91 118V117H90ZM93 118V119H94ZM100 118H101V116H100ZM102 118H104V117H102ZM110 118H112L111 116H110ZM113 118H112V120H113ZM131 118V117H130ZM167 118V117H166ZM168 118H167V120H168ZM174 118V117H173ZM172 117H171V119H173ZM186 118V117H185ZM223 118V117H222ZM241 118V117H240ZM44 120H45V118H43ZM58 119V120H59ZM80 119V118H79ZM97 119V118H96ZM106 119V118H105ZM124 119H126V118H124ZM128 119V118H127ZM126 119V120H127ZM144 119V118H143ZM170 119V120H171ZM203 119V120H202ZM259 119V118H258ZM7 120V119H6ZM48 120V119H47ZM61 120V119H60ZM63 120V119H62ZM71 120V119H70ZM69 120V121H70ZM73 120H75V119H73ZM83 120V119H82ZM82 120H80V121H82ZM87 121H88V119H86ZM92 120V119H91ZM95 120V119H94ZM109 120V119H108ZM113 120V121H114ZM130 120V119H129ZM139 120V119H138ZM161 120V119H160ZM164 120V119H163ZM166 120V119H165ZM179 120V119H178ZM186 120V119H185ZM34 121V120H33ZM42 121V120H41ZM41 121H39V122H41ZM46 121V120H45ZM64 121V120H63ZM65 121H67V120H65ZM85 121V120H84ZM89 121H90V119H89ZM101 121H102V119H101ZM98 122V123H92V125H91V127L89 126V125H87V127H88V133H90L89 131H91V130H95V131H99L101 128L103 129V127H105L106 128V126H103L104 125V123H103V121H105V120H103L102 122ZM106 121H107V119H106ZM111 120H109V124L111 123L110 122ZM118 121H114L115 123L116 122H118ZM132 121H133V119H132ZM173 121H176V120H173ZM184 121V120H183ZM189 121V120H188ZM252 121V120H251ZM37 122V121H36ZM61 122V121H60ZM86 122V121H85ZM92 122H95V121H92ZM108 122V121H107ZM107 122H105V125H108V123ZM166 122V121H165ZM168 122H169V120H168ZM179 122H180V120H179ZM219 122V123H218ZM243 122V121H242ZM246 122V121H245ZM44 123V122H43ZM47 123H48V121H47ZM53 123H55V122H53ZM81 123V122H80ZM113 123V122H112ZM132 123V122H131ZM159 123V122H158ZM173 123V122H172ZM171 123V124H172ZM178 123V122H177ZM176 123V124H177ZM184 123V122H183ZM237 123V122H236ZM239 123V122H238ZM244 123V122H243ZM248 123V122H247ZM252 123V122H251ZM45 124V123H44ZM62 124V123H61ZM60 124V127H62V125ZM75 124V123H74ZM87 124V123H86ZM88 124H90V123H88ZM99 124V125H98ZM126 124V123H125ZM137 124V123H136ZM167 124V123H166ZM179 124H181V123H179ZM227 124V123H226ZM245 124V123H244ZM35 125V124H34ZM54 125V124H53ZM56 125H59V124H56ZM64 125V124H63ZM73 125V124H72ZM82 125V124H81ZM111 125V124H110ZM110 125H109V127H110ZM113 125L114 124H112V128H113ZM116 125V124H115ZM121 125V124H120ZM163 125V124H162ZM168 125V124H167ZM173 125H174V123H173ZM178 125V124H177ZM185 125V124H184ZM188 125H186L185 127H187ZM207 125H209V127L207 126ZM224 125V124H223ZM250 125V124H249ZM33 126V125H32ZM42 126H43V124H42ZM41 126V127H42ZM48 126H50L49 124H48ZM65 126V125H64ZM63 126V127H64ZM77 126V125H76ZM75 126V127H76ZM86 126V125H85ZM119 126V125H118ZM169 126V125H168ZM179 126V125H178ZM188 126V127H189ZM198 126V125H197ZM200 126V127H201ZM217 126H218V128H217ZM229 126V125H228ZM236 126V125H235ZM19 127V126H18ZM51 127V126H50ZM55 127V126H54ZM72 127H74V126H72ZM71 127V128H72ZM83 127V126H82ZM86 127V128H87ZM108 127V126H107ZM115 127V126H114ZM131 127V126H130ZM152 127V126H151ZM154 127V126H153ZM160 127V126H159ZM164 127V126H163ZM162 127V128H163ZM182 127V126H181ZM26 128H27V126H26ZM71 128H69L70 130H69V133L68 134H70V131H72L71 130ZM80 128V127H79ZM85 128V130H87ZM92 128V129H91ZM120 128V127H119ZM125 128V127H124ZM128 128V127H127ZM144 128H145V125H144ZM143 128V129H144ZM190 128V127H189ZM195 128V127H194ZM202 128H200V129H202ZM226 128H227V125H226ZM39 129V128H38ZM68 129V128H67ZM73 129V128H72ZM77 129V128H76ZM80 129H82V128H80ZM84 129V128H83ZM130 128H128V130H129ZM164 129V131L162 132L161 131V133H159V134H155L154 135V137L151 139V140H149V141H144L143 143H141V142H139L140 144H135L134 143V141H132V140H130V141H128V142H126V143H124V144H122L121 146L119 145V147H118V145H116L117 146V148H118V150L116 151V149L117 148H114V151H116L117 153H112L111 152V149L109 150L110 151V153H109V151H107L108 152V154H107V152H106V155H108V157H107V159H106V161L107 162H109V164L110 163H117V164H119V163H123V162H125L126 163V161H128L129 163H130V157H132V155L130 154V152H136V150H138L139 149V152H142L143 151V153H149L150 154V156L151 155H153V157H154V159L152 160V163H151V161H150V166L151 165H159L160 163H162V161H163V157H161V156H159V153L161 152V150H160V147L163 145L164 146V144H166V143H168V144H170V142H167V141H170V139L168 140V139H166L165 140V138H168V136L171 138L172 137V135L174 134V132L175 133H177L176 131H179L181 128L180 127H177L176 125L175 126H172V127H168V128H163ZM183 129V128H182ZM185 129V128H184ZM183 129V130H184ZM193 129V128H192ZM192 129H191V131H192ZM12 130V129H11ZM23 130V129H22ZM28 130V129H27ZM41 130V129H40ZM58 130H63V135H65L66 133L64 132V130H66V128L64 129H58ZM79 130V129H78ZM108 130H110V128L108 129ZM120 130V129H119ZM186 130V129H185ZM184 130V131H185ZM238 130V129H237ZM257 130V129H256ZM259 130V129H258ZM8 131V130H7ZM104 131V130H103ZM110 131H112L113 132V130H110ZM118 131V130H117ZM143 131V130H142ZM182 131V130H181ZM181 131H179V133L181 132ZM184 131H183V133H184ZM234 131V130H233ZM24 132V131H23ZM29 132V131H28ZM36 132V131H35ZM58 132V131H57ZM73 132V131H72ZM82 132V131H81ZM131 132V131H130ZM18 133V132H17ZM65 133V134H64ZM77 133V132H76ZM79 133H80V131H79ZM101 133V132H100ZM110 133V132H109ZM133 133V132H132ZM136 133H137V131H136ZM155 133H157V132H155ZM233 133V132H232ZM60 134H61V132H60ZM72 134V133H71ZM113 134H115V133H113ZM142 134V133H141ZM151 134V133H150ZM172 134V135H171ZM197 134H194V136H196L197 137ZM1 135V134H0ZM55 135V134H54ZM62 135V134H61ZM81 135V134H80ZM91 135V134H90ZM95 135V134H94ZM93 135V136H94ZM97 135V134H96ZM99 135V134H98ZM97 135V136H98ZM101 135V134H100ZM106 135H107V132H106ZM111 135V134H110ZM119 135V134H118ZM122 135V134H121ZM136 135V134H135ZM138 135V134H137ZM153 135V134H152ZM171 135V136H170ZM177 135V134H176ZM192 135V134H191ZM215 135H216V133H215ZM221 135V134H220ZM233 135V134H232ZM23 136V135H22ZM46 136V135H45ZM58 136V135H57ZM67 136V135H66ZM105 136V135H104ZM115 136V135H114ZM145 136V135H144ZM175 136V135H174ZM173 136V137H174ZM186 136V135H185ZM49 137H51V136H49ZM53 137V139H54V136H52ZM56 137V136H55ZM61 137V136H60ZM65 137V136H64ZM73 138H75L74 137V135L72 136ZM77 138H78V136H76ZM106 137V136H105ZM129 137V136H128ZM150 137V136H149ZM164 137V138H163ZM178 137V136H177ZM187 137H189V136H187ZM186 137V138H187ZM196 137H195V139H196ZM210 137V136H209ZM212 137V136H211ZM219 137V136H218ZM226 137V136H225ZM228 137V136H227ZM44 138V137H43ZM66 138V137H65ZM69 138V137H68ZM76 138V139H77ZM84 138V137H83ZM87 138V137H86ZM89 138V137H88ZM98 138H100V137H98ZM104 138V137H103ZM107 138V137H106ZM113 138V137H112ZM122 138V137H121ZM127 138V137H126ZM162 138V139H161ZM181 138V137H180ZM185 138V139H186ZM190 138H191V136H190ZM189 138V139H190ZM234 138V137H233ZM236 138V137H235ZM47 139V138H46ZM45 139V140H46ZM49 139V138H48ZM47 139V140H48ZM57 139V138H56ZM62 139H64L63 137H62ZM96 139V138H95ZM101 139V138H100ZM145 139H146V137H145ZM150 139V138H149ZM174 139V138H173ZM185 139H183V140H179V142L177 143V145L176 144H171L172 146H171V149L173 148V145H174V148H175V145L176 146H178V145H180V148H179V146H178V148L176 147V149H184L186 146H189L190 145V142L188 141V140H185ZM192 139V140H191ZM190 140H191V143H193V141H196V140H194L193 138H191ZM207 139V138H206ZM205 139V140H206ZM229 139V138H228ZM4 140V139H3ZM39 140V139H38ZM51 140V139H50ZM58 140V139H57ZM59 140H60V138H59ZM65 141H67L66 139H64ZM70 140H72V139H70ZM175 140V139H174ZM197 140H199L198 138H197ZM204 140V139H203ZM232 140H234V139H232ZM91 141H93L92 143L94 144V140L93 139H91ZM100 141V140H99ZM106 141V140H105ZM107 141H109V140H107ZM111 141V140H110ZM112 141H114L113 139H112ZM111 141V142H112ZM166 141V142H165ZM237 141V140H236ZM235 141V142H236ZM262 141V140H261ZM37 142V141H36ZM40 142V141H39ZM51 142H52V140H51ZM75 142V141H74ZM81 142V141H80ZM96 142V141H95ZM172 142V141H171ZM5 143V142H4ZM3 143V144H4ZM45 143V142H44ZM53 143H54V141H53ZM58 143V142H57ZM60 143V142H59ZM63 143H66V142H63ZM62 143V141H61V144L62 145H64ZM68 143H70V144H72L71 142H69V139H68ZM84 143H87L86 141L84 142ZM88 143H89V140H88ZM97 143V142H96ZM100 143V142H99ZM108 143V142H107ZM118 143V142H117ZM174 143V142H173ZM197 143V142H196ZM195 143V144H196ZM51 144V143H50ZM74 144V143H73ZM90 144V143H89ZM113 144V143H112ZM231 144V143H230ZM15 145V144H14ZM29 145V144H28ZM32 145H33V143H32ZM31 145V146H32ZM35 145V144H34ZM39 145V144H38ZM46 145V144H45ZM80 145V144H79ZM82 145V144H81ZM96 145V144H95ZM98 145V144H97ZM102 145V144H101ZM108 145V144H107ZM194 145V144H193ZM193 145H190V146H193ZM200 145V144H199ZM198 145V146H199ZM202 145V144H201ZM207 145V144H206ZM212 145V144H211ZM247 145V144H246ZM1 146V145H0ZM11 146V145H10ZM17 146V145H16ZM15 146V147H16ZM54 146V145H53ZM70 146V145H69ZM75 146H76V144H75ZM93 146V145H92ZM106 146V145H105ZM183 146V147H182ZM209 146V145H208ZM213 146V145H212ZM215 146V145H214ZM2 147V146H1ZM28 147H30V146H28ZM32 147H34V146H32ZM31 147V148H32ZM56 147V146H55ZM66 147V146H65ZM82 147V146H81ZM87 147V146H86ZM111 147V146H110ZM206 147V146H205ZM217 147V146H216ZM237 147V146H236ZM6 148V147H5ZM8 148V147H7ZM20 148V147H19ZM35 148V147H34ZM40 148H42V147H40ZM57 148H59L58 146H57ZM56 148V149H57ZM71 148H72V146H71ZM93 148V147H92ZM91 148V149H92ZM95 148V147H94ZM108 148V147H107ZM166 148H168V147H166ZM173 148V149H174ZM197 148V147H196ZM263 148V147H262ZM11 149V148H10ZM10 149L8 150V151H10ZM23 149V148H22ZM45 149V148H44ZM60 149H62V148H60ZM83 149V148H82ZM88 149H90V148H88ZM99 149V148H98ZM104 149H105V147H104ZM113 149V148H112ZM172 149V150H173ZM209 149V148H208ZM264 149V148H263ZM2 150V149H1ZM15 150H16V148H15ZM43 150V149H42ZM71 150V149H70ZM96 150H97V148H96ZM99 150H101V149H99ZM107 150V149H106ZM193 150V149H192ZM207 150V149H206ZM17 151V150H16ZM33 151V150H32ZM31 151V152H32ZM35 151H37V150H35ZM39 151V150H38ZM37 151V152H38ZM47 151V150H46ZM52 151V150H51ZM63 151V150H62ZM85 151V150H84ZM105 151V150H104ZM113 151V150H112ZM209 151V150H208ZM262 151V150H261ZM14 152V151H13ZM22 152V151H21ZM27 152H29L28 151V149H27ZM69 152V151H68ZM76 152V151H75ZM75 152H74V154H75ZM83 152V151H82ZM86 152V151H85ZM93 152H94V150H93ZM102 152V151H101ZM138 152V153H139ZM171 152V151H170ZM177 152V151H176ZM251 152V151H250ZM16 153V152H15ZM22 153H24V152H22ZM45 153V152H44ZM78 153V152H77ZM87 153V152H86ZM98 153V152H97ZM97 153H95V154H97ZM173 153H175L174 152V150H173ZM178 153H179V151H178ZM233 153V152H232ZM236 153V152H235ZM256 153V152H255ZM2 154V153H1ZM9 154H11L10 152H9ZM19 154H21V153H19ZM26 155L25 156H29V154H27V153H25ZM37 154V153H36ZM36 154H34V155H36ZM41 154V153H40ZM53 154V153H52ZM71 154V153H70ZM94 154V153H93ZM104 154V153H103ZM176 154V153H175ZM183 154H185V153H183ZM188 154V153H187ZM8 155V154H7ZM33 155V156H34ZM76 155V154H75ZM131 155V156H130ZM140 155V154H139ZM139 155H136V158H138L139 157ZM143 155V154H142ZM162 155V154H161ZM9 156V155H8ZM11 156V155H10ZM19 156V155H18ZM22 156V155H21ZM20 156V157H21ZM63 156V155H62ZM85 156V155H84ZM157 156V157H156ZM199 156V155H198ZM210 156V155H209ZM3 159H4V157H3V155L1 156ZM13 157V156H12ZM35 157V156H34ZM33 157V158H34ZM38 157V156H37ZM37 157H36V159H37ZM41 156L39 155V159H42V158H40ZM88 157V156H87ZM86 157V158H87ZM97 157H98V155H97ZM105 157V158H106ZM164 157H166V156H164ZM168 157V156H167ZM1 158V159H2ZM27 158V157H26ZM31 158H32V156H31ZM77 158V157H76ZM152 158V157H151ZM210 158V157H209ZM0 159V160H1ZM10 159V158H9ZM9 159H7V160H9ZM30 159V158H29ZM64 159V158H63ZM84 159V158H83ZM95 159V158H94ZM103 159V158H102ZM135 159V158H134ZM139 159V158H138ZM148 159V158H147ZM166 159V158H165ZM178 159V158H177ZM5 160V159H4ZM11 160V159H10ZM62 160V159H61ZM65 160V159H64ZM105 160V159H104ZM176 160V159H175ZM190 160V159H189ZM188 160V161H189ZM194 160V159H193ZM6 161V160H5ZM12 161V160H11ZM11 161H10V163H11ZM14 161V160H13ZM28 161V160H27ZM40 161V160H39ZM42 161V160H41ZM44 161V160H43ZM42 161V162H43ZM79 161V160H78ZM83 161V160H82ZM183 161V160H182ZM197 161H200V159L199 160H197ZM206 161V160H205ZM1 162H3V161H1ZM7 162V161H6ZM6 162H4V163H6ZM15 162V161H14ZM23 162H24V160H23ZM29 162V161H28ZM32 162V161H31ZM34 162V161H33ZM75 162V161H74ZM102 161L100 160V162L99 163H101ZM106 162V163H107ZM127 162V163H128ZM136 162V161H135ZM204 162V161H203ZM212 162V161H211ZM15 163H17V160H16V162ZM78 163V162H77ZM80 163V162H79ZM103 163H105V162H102L101 164H99V165H97L96 167L94 166V167H92V168H94V171L92 172V173H96L95 175L97 176V178L95 179V178H90V179H92V181L90 180V182H94V187L97 189V188H99L101 185H103V183L105 182H103V180H102V176H103V172H107V171H110L111 169H112V166L110 167V165H108V163L106 164H103ZM132 163V162H131ZM168 163V162H167ZM186 163V162H185ZM189 163V162H188ZM192 163V162H191ZM1 164V163H0ZM14 164V163H13ZM12 164V165H13ZM22 164V163H21ZM23 164H25V162L23 163ZM26 164H29V163H26ZM25 164V165H26ZM62 164V163H61ZM133 164V163H132ZM134 164H136V163H134ZM137 164H138V161H137ZM163 164V163H162ZM182 164V163H181ZM194 164V163H193ZM192 164V165H193ZM202 164V163H201ZM7 165H8V162H7ZM35 165H37V166H39V165H41V162H39V165H38V162H37V164H35ZM44 165H46V164H44V162H43V165H42V167L44 166ZM55 165V164H54ZM84 165V164H83ZM175 165V164H174ZM184 165V164H183ZM203 165V164H202ZM210 165V164H209ZM21 166V165H20ZM49 166V165H48ZM48 166H47V168H48ZM64 166H65V164H64ZM78 166V165H77ZM114 166V165H113ZM118 166V165H117ZM120 166V165H119ZM123 167H125L126 169H123L124 171L125 170H128L129 171V169L131 170V168L133 167V165H122ZM132 166V167H131ZM145 166V165H144ZM172 166V165H171ZM199 166V165H198ZM35 167V166H34ZM45 167V166H44ZM53 167V166H52ZM54 167H56V166H54ZM68 167V166H67ZM115 167H116V164H115ZM138 167V166H137ZM136 167V168H137ZM181 167H182V165H181ZM184 167V166H183ZM196 167V166H195ZM33 168V167H32ZM32 168H31V170H30V167H29V170H27L28 169V167L26 168H24V165H23V167L21 168V174H20V176L19 177H17L16 179H12V182H8V184H7V186H6V189H5V191L7 190L8 191V194H11L12 193V191L14 190V192H16V191H18L20 188V185L23 183V182H25L27 179H29V178H31V176H33L34 177V175H36L37 173H39L42 169H41V166H40V169L38 170L37 168L38 167H36L35 168V170H32ZM46 168V169H47ZM51 168V167H50ZM66 168V167H65ZM73 168V167H72ZM90 168V167H89ZM119 168H121V166L119 167ZM139 168H140V166H139ZM201 168V167H200ZM217 168V167H216ZM49 169V168H48ZM53 169V168H52ZM69 169V168H68ZM87 169V168H86ZM117 169V168H116ZM162 169V168H161ZM178 169V168H177ZM183 169V168H182ZM185 169V168H184ZM18 170V169H17ZM67 170V169H66ZM72 170V169H71ZM76 170V169H75ZM85 170V169H84ZM112 170H114V168L112 169ZM122 170V169H121ZM121 170H119L121 173L120 174H122L123 173V170L121 171ZM137 170V169H136ZM143 170V169H142ZM158 170V169H157ZM187 170V169H186ZM195 170V169H194ZM47 171V170H46ZM52 171V170H51ZM51 171H49V172H51ZM65 171V170H64ZM70 171V170H69ZM88 171V170H87ZM161 171V170H160ZM166 171V170H165ZM204 171V170H203ZM42 172H45V171H42ZM72 172H73V170H72ZM72 172H70V175L72 174ZM89 172V171H88ZM145 172H146V170H145ZM150 172V171H149ZM210 172V171H209ZM213 172V171H212ZM220 172V171H219ZM2 173V172H1ZM5 173V172H4ZM78 173V172H77ZM85 173V172H84ZM110 173H115L114 171L113 172H111L110 171ZM127 173V172H126ZM151 173V172H150ZM154 173V172H153ZM160 173V172H159ZM181 173V172H180ZM191 173V172H190ZM195 173H196V171H195ZM3 174V173H2ZM14 174V176H15V173H13ZM39 174H41V172L39 173ZM50 174V173H49ZM88 174V173H87ZM91 174V173H90ZM94 174H91V176L93 175V177L95 176ZM116 174V175H115ZM114 175L115 176H119L117 173H115ZM124 174V173H123ZM122 174V175H123ZM165 174V173H164ZM42 175V174H41ZM73 175H75V174H73ZM77 176L79 175V174H76ZM75 175V176H76ZM101 175V176H100ZM111 175V174H110ZM202 175V174H201ZM76 176V177H77ZM84 176V175H83ZM90 176V177H91ZM127 176H129V174L127 175ZM154 176V175H153ZM179 176V175H178ZM184 176V175H183ZM36 177H37V175H36ZM35 177V178H36ZM48 177V176H47ZM46 177V178H47ZM74 177V176H73ZM160 177V176H159ZM158 177V178H159ZM221 177V176H220ZM230 177V176H229ZM248 177V176H247ZM2 178V177H1ZM66 178H67V176H66ZM75 178V177H74ZM81 178V177H80ZM117 178V177H116ZM161 178H163V177H161ZM189 178H191V177H189ZM251 178V177H250ZM38 179H39V177H38ZM49 179V178H48ZM56 179V178H55ZM82 179V178H81ZM86 179H87V177H86ZM166 179V178H165ZM218 179V178H217ZM4 180V179H3ZM36 180V179H35ZM53 180V179H52ZM107 180V179H106ZM167 180V179H166ZM169 180H170V178H169ZM173 180V179H172ZM255 180V179H254ZM258 180H259V178H258ZM1 181V180H0ZM43 181V180H42ZM46 181H48V180H46ZM62 181H64V179L62 180ZM61 181V182H62ZM72 181V180H71ZM185 181H187V179L185 180ZM223 181V180H222ZM6 182V181H5ZM28 182V181H27ZM32 182V181H31ZM38 182H40L39 180H38ZM58 182V181H57ZM133 182V181H132ZM164 182V181H163ZM237 182H240V185L237 183ZM35 183H37V182H35ZM78 183V182H77ZM80 183V182H79ZM118 183V182H117ZM126 183V182H125ZM129 183V182H128ZM173 183V182H172ZM182 183V182H181ZM195 183V182H194ZM252 183H254L253 182V179L251 180V179H249V177L248 178H243V180L241 179V181H239V179L236 181V183L235 184H238L239 186H241V184L242 185H251ZM5 184V183H4ZM75 184V183H74ZM91 184V183H90ZM124 184V183H123ZM176 184V183H175ZM185 184V183H184ZM183 184V185H184ZM258 184H260V185H264V174H263V177H262V179H261V181H257V185ZM44 185V184H43ZM61 185V184H60ZM81 185H83V184H81ZM85 185H88V183L86 184L85 183ZM172 185V184H171ZM176 185H178V184H176ZM188 184L186 183V186H187ZM227 185V184H226ZM252 185H254V184H252ZM69 186V185H68ZM92 185H91V189H94V188H92L93 187ZM106 186V185H105ZM126 186V185H125ZM145 186V185H144ZM146 186H148V185H146ZM174 186V185H173ZM179 186V185H178ZM190 186V185H189ZM208 186V185H207ZM211 186V185H210ZM3 187H4V185H3ZM22 187V186H21ZM63 187V186H62ZM71 187H73V185L71 186ZM79 187V186H78ZM81 187V186H80ZM83 187L85 188V186L83 185ZM107 187V186H106ZM143 187V186H142ZM156 187V186H155ZM175 187V186H174ZM174 187H173V189H174ZM191 187H195V186H191ZM191 187H190V189H191ZM204 187H206V186H204ZM204 187H202V188H204ZM17 188H19L18 190H17ZM55 188V187H54ZM60 188V187H59ZM75 188V187H74ZM89 188V187H88ZM101 188V187H100ZM104 188V187H103ZM126 188V187H125ZM140 188V187H139ZM147 188V187H146ZM172 188V187H171ZM179 188H180V186H179ZM186 188V187H185ZM213 188V187H212ZM211 188V189H212ZM223 188V187H222ZM15 189H16V191H15ZM31 189V188H30ZM48 189V188H47ZM61 189V188H60ZM77 189V188H76ZM81 189V188H80ZM87 189V188H86ZM112 189V188H111ZM137 189V188H136ZM157 189H159V188H157ZM173 189H172V192H174L173 191ZM178 189V188H177ZM181 189V188H180ZM194 189H196V190H193L192 191V193L193 194H195L194 195V197L197 195V196H200V195H212L213 194V192H212V190L210 189V187H208L207 189H201V190H197V187L196 188H194ZM221 189V188H220ZM223 189H225V188H223ZM256 189V188H255ZM62 190V189H61ZM60 190V191H61ZM69 190V189H68ZM84 190V189H83ZM88 190V189H87ZM125 190H127V189H125ZM160 190V189H159ZM163 190V189H162ZM175 190H176V188H175ZM187 190H188V188H187ZM222 190V189H221ZM262 190V189H261ZM27 191V190H26ZM58 191V190H57ZM85 191V190H84ZM105 191V190H104ZM136 191V190H135ZM170 191V190H169ZM183 191H185V190H183ZM9 192H11V193H9ZM32 192V191H31ZM59 192V191H58ZM65 192H66V190H65ZM76 192H78L79 193V191H75V193ZM82 192V191H81ZM86 192V191H85ZM97 192V191H96ZM118 192H119V190H118ZM128 192V191H127ZM151 192V191H150ZM160 192V191H159ZM180 192V191H179ZM187 192V191H186ZM185 192V194H188L189 195V193H191V192H187L186 193ZM224 192V191H223ZM222 192V193H223ZM20 193H21V191H20ZM19 193V194H20ZM51 193H52V191H51ZM55 193H56V191H55ZM114 193V192H113ZM112 193V194H113ZM162 193V192H161ZM169 193V192H168ZM192 193L190 194V196H189V198L190 197H193V196H191L192 195ZM222 193H220V194H222ZM3 194H5V193H3ZM3 194H1L2 196H3ZM25 194V193H24ZM61 194V193H60ZM59 194V195H60ZM77 194V193H76ZM81 194V193H80ZM85 194V193H84ZM6 195V194H5ZM14 195V194H13ZM25 195H28L27 193L25 194ZM34 195V194H33ZM75 195V194H74ZM78 195V194H77ZM76 195V196H77ZM152 195H154V194H152ZM158 195V197H160L159 196V194H157ZM162 195V194H161ZM168 195H171V194H168ZM173 195V194H172ZM8 196V195H7ZM22 196V195H21ZM48 196H49V194H48ZM80 196V195H79ZM78 196V197H79ZM101 196V195H100ZM104 196V195H103ZM113 196V195H112ZM119 196V195H118ZM121 196V195H120ZM156 196V195H155ZM178 196V195H177ZM187 196V195H186ZM230 196V195H229ZM10 197V196H9ZM28 197V196H27ZM41 197V196H40ZM43 197V196H42ZM53 197V196H52ZM124 197H126V196H124ZM134 197H135V195H134ZM166 197V196H165ZM168 197V196H167ZM167 197H166V199H167ZM170 197V196H169ZM175 197V196H174ZM181 197V196H180ZM235 197V196H234ZM11 198V197H10ZM13 198V197H12ZM65 198V197H64ZM79 198H81V197H79ZM78 198V199H79ZM102 198H104V197H102ZM106 198V197H105ZM123 198V197H122ZM138 198V197H137ZM153 198H154V196H153ZM153 198H152V200H153ZM188 198V197H187ZM198 197H196V199H197ZM200 198V197H199ZM232 198V197H231ZM250 198V197H249ZM9 199V198H8ZM15 199H16V197H15ZM14 199V200H15ZM39 199V198H38ZM58 199V198H57ZM66 199H67V197H66ZM97 199V198H96ZM146 199V198H145ZM148 199H149V197H148ZM156 199H158V198H156ZM160 199H164V197H160L158 200H159V203H160ZM186 199V198H185ZM195 199V200H196ZM211 199V198H210ZM213 199V198H212ZM243 199H245V198H243ZM35 200V199H34ZM63 200V199H62ZM72 200V199H71ZM107 200V199H106ZM113 200V199H112ZM118 200V199H117ZM121 200V199H120ZM157 200V201H158ZM179 200H181L180 198L179 199H177V201L176 202H174V199L172 198V201L171 200H169V201H171L172 202V209L174 210V213H172L171 212V215L169 214V217H171L170 219L172 220V218L173 219H178L179 217H188V218H192V217H190V216H195L196 217V213H198V211H197V209H199L198 207H196L197 209H195V207L194 208H192V205H191V207H188L190 210L189 211H187V209H186V211L184 210L186 207L184 206V202L186 203V201H182L181 200V202H179ZM190 200H191V198H190ZM249 200V199H248ZM257 200V199H256ZM11 201H13V200H11ZM19 201V200H18ZM66 201V200H65ZM80 201V200H79ZM86 201V200H85ZM95 201V200H94ZM99 201V200H98ZM157 201H154V202H157ZM167 201V200H166ZM188 201H189V199H188ZM208 201V200H207ZM232 201V200H231ZM246 201V200H245ZM260 201V200H259ZM14 202H16V201H14ZM19 202H22V201H19ZM40 202V201H39ZM58 202H59V200H58ZM75 202V201H74ZM90 202V201H89ZM103 203H104V201H102ZM101 202V203H102ZM150 202V201H149ZM149 202H148V204H149ZM153 202V203H154ZM161 202H163V200L161 201ZM183 202V203H182ZM190 202V201H189ZM188 202V203H189ZM204 202V201H203ZM206 202V201H205ZM221 202V201H220ZM223 202H224V200H223ZM222 202V203H223ZM252 201H250V203H251ZM9 203V202H8ZM30 203V202H29ZM80 203V202H79ZM93 203V202H92ZM114 203V202H113ZM117 203V202H116ZM188 203L186 204V205H188ZM209 203V202H208ZM244 203V202H243ZM31 204V203H30ZM29 204V205H30ZM71 204H73V203H71ZM78 204V203H77ZM83 204V203H82ZM81 204V205H82ZM85 204H87L86 202H85ZM96 204V203H95ZM111 204V203H110ZM118 204L119 203H117V206H118ZM125 204H127V201H126V203ZM147 204V205H148ZM158 204V203H157ZM156 204V205H157ZM162 204H165L164 202L162 203ZM161 204V205H162ZM169 204V203H168ZM168 204H166L167 206H168ZM195 204H196V202H195ZM241 204H242V202H241ZM258 204V203H257ZM10 205H11V203H10ZM59 205V204H58ZM66 205V204H65ZM101 205V204H100ZM99 205V206H100ZM105 205V204H104ZM135 205H137V204H135ZM159 205V204H158ZM204 205V204H203ZM206 205V204H205ZM208 205V204H207ZM253 205V204H252ZM28 206V205H27ZM43 206V205H42ZM61 206V205H60ZM79 206H80V204H79ZM83 206V205H82ZM88 206V205H87ZM90 206V205H89ZM91 206H92V204H91ZM97 206V205H96ZM125 206V205H124ZM130 206V205H129ZM134 206V205H133ZM139 206V205H138ZM163 206H165V205H163ZM189 206V205H188ZM194 206V205H193ZM210 206V205H209ZM14 207V206H13ZM25 207V206H24ZM29 207V206H28ZM47 207V206H46ZM71 207H73V206H71ZM98 207V206H97ZM102 207V206H101ZM109 207V206H108ZM111 207V206H110ZM109 207V208H110ZM120 207H121V205H120ZM185 207V208H184ZM216 207V206H215ZM37 208V207H36ZM41 208V207H40ZM59 208V207H58ZM89 208V207H88ZM115 208V207H114ZM116 208H118V207H116ZM131 208H132V205H131ZM138 208V207H137ZM141 208V207H140ZM139 208V209H140ZM154 208V207H153ZM158 207H156V209H157ZM159 208H160V206H159ZM161 208H163V207H161ZM169 208V210H170V207H168ZM182 208H184L183 210L185 211L184 213H182V212H179V213H175V210H179L180 211V209H181V211H182ZM191 208H192V210H191ZM202 208H204V207H202ZM201 208V209H202ZM212 208V207H211ZM29 209V208H28ZM43 209V208H42ZM64 209V208H63ZM66 209V208H65ZM82 209V208H81ZM96 209V208H95ZM111 209V208H110ZM123 209V208H122ZM122 209H120L119 211H121ZM125 209V208H124ZM135 209V208H134ZM164 209V208H163ZM242 209V208H241ZM263 209V208H262ZM26 210V209H25ZM53 210V209H52ZM83 210V209H82ZM90 210H92L91 208H90ZM102 210V209H101ZM113 210V209H112ZM118 210V209H117ZM127 210V209H126ZM260 210V209H259ZM45 211V210H44ZM56 211V210H55ZM60 211V210H59ZM62 211V210H61ZM69 211V210H68ZM114 211V210H113ZM113 211H111V212H113ZM115 211H116V209H115ZM160 211V210H159ZM164 211H166V208H165V210ZM172 211V210H171ZM199 211H202V210H199ZM208 211H209V209H208ZM207 211V212H208ZM213 211V210H212ZM246 211H247V209H246ZM249 211H251V210H249ZM26 212V211H25ZM66 212V211H65ZM82 212V211H81ZM89 212H91V211H89ZM117 212V211H116ZM115 212V213H116ZM156 212V211H155ZM167 212V211H166ZM223 212H225V211H223ZM257 212V211H256ZM42 213H44V212H42ZM53 213V212H52ZM63 213V212H62ZM77 213V212H76ZM106 213V212H105ZM104 213V214H105ZM114 213V214H115ZM120 213V212H119ZM121 213H122V211H121ZM158 213V212H157ZM182 213V214H181ZM202 212H200V214H201ZM215 213H216V211H215ZM218 213H220V212H218ZM217 213V214H218ZM226 213V212H225ZM245 213V212H244ZM26 214V213H25ZM49 214V213H48ZM61 214V213H60ZM103 214V213H102ZM117 214V213H116ZM155 214V213H154ZM159 214V213H158ZM221 214H223V213H220V215ZM227 214V213H226ZM235 214V213H234ZM236 214H238V213H236ZM243 214V213H242ZM248 215H249V213H247ZM58 215V214H57ZM70 215V214H69ZM89 215V214H88ZM97 215V214H96ZM108 215V214H107ZM139 215V214H138ZM137 215V216H138ZM144 215V214H143ZM167 215V214H166ZM216 215V214H215ZM229 215H230V213H229ZM72 216V215H71ZM75 216H76V214H75ZM101 216V215H100ZM141 216V215H140ZM158 216V215H157ZM156 216V217H157ZM161 216V215H160ZM168 216V215H167ZM200 216V215H199ZM237 216V215H236ZM241 216V215H240ZM1 217V216H0ZM3 217V216H2ZM27 217V216H26ZM38 217V216H37ZM40 217V216H39ZM69 217V216H68ZM74 217V216H73ZM110 217V216H109ZM136 217V216H135ZM159 217V216H158ZM162 217V216H161ZM198 217V216H197ZM245 217V216H244ZM252 217V216H251ZM57 218V217H56ZM64 218V217H63ZM71 218V217H70ZM69 218V219H70ZM101 218V217H100ZM100 218H99V220H100ZM105 218V217H104ZM164 218H165V216H164ZM164 218H163V220H164ZM168 218V217H167ZM182 218H181V220H182ZM194 218V217H193ZM192 218V219H193ZM232 218V217H231ZM44 219H45V217H44ZM48 219V218H47ZM51 219V218H50ZM72 219V218H71ZM114 219V218H113ZM112 219V220H113ZM130 219V218H129ZM128 219V220H129ZM157 219H159V218H157ZM169 219V218H168ZM191 219V220H192ZM235 219H236V217H235ZM239 219H240V217H239ZM241 219H242V217H241ZM167 220V219H166ZM180 220V219H179ZM180 220V221H181ZM183 220H185L184 218H183ZM196 220V219H195ZM211 220H212V218H211ZM226 220H227V218H226ZM243 220V219H242ZM59 221V220H58ZM70 221V220H69ZM105 221V220H104ZM111 221V220H110ZM127 221V220H126ZM159 221V220H158ZM186 221H188V220H186ZM206 221H208V220H206ZM224 221H225V219H224ZM223 221V222H224ZM236 221H238V220H236ZM8 222V221H7ZM14 222V221H13ZM32 222V221H31ZM30 222V223H31ZM55 222V221H54ZM57 222V221H56ZM106 222V221H105ZM112 222V221H111ZM124 223L123 224H120V225H116L117 227L116 228H114V230L116 229L117 231H119L118 233H117V237H115V238H111V240L112 239H116V238H119V241H117V243H115L116 244V247H117V250H119L118 251V253L119 252H121V255H118V254H113V252H110L111 251V249H109L110 251H108L109 253H106V255H107V257H108V259H107V257H103V258H106L107 260H105V259H103V260H105L104 262H102V263H98L97 262V264H225V262L226 263H230L231 261L230 260H233V259H235V258H243L244 259V261L246 260H250V262L251 261H254L255 259H258L257 257L258 256H256L255 254H257V252H255L256 250H255V243L254 242H251V241H248V240H243V239H241V241L240 240H238V241H232V240H228V239H226V238H224L225 237V235H224V237H221L220 235V237H216V235L217 234H215V232H214V235L212 234V233H209V235L207 234V233H205V235H203L202 236V233H201V231H200V234L199 235H201L202 237L201 238H199V239H195L194 237V239L193 240H191L190 242L188 241V239H190V238H188V239H184L183 241L182 240H179V239H176V235L175 234H178V233H176V232H178V230H175L176 232H174V230H173V232H167V234H165V235H159L156 231L157 230H155L153 227H154V220H153V217H151V215H149V216H141V217H137V218H135V219H132V220H129V221H127V222H125V221H123ZM163 222V221H162ZM165 222V221H164ZM174 222V221H173ZM177 222V221H176ZM185 222V221H184ZM231 222H234V221H231ZM247 222V221H246ZM249 222V221H248ZM247 222V223H248ZM257 222V221H256ZM20 223V222H19ZM38 223V222H37ZM41 223H43V222H41ZM47 223V222H46ZM51 223V222H50ZM60 223V222H59ZM64 223V222H63ZM102 223V222H101ZM158 223H160V222H158ZM167 223V222H166ZM188 223H189V221H188ZM194 223V222H193ZM197 223V222H196ZM211 223V222H210ZM244 223V222H243ZM29 224V223H28ZM113 224H116V223H113ZM173 224V223H172ZM177 224H179V223H177ZM181 224V223H180ZM207 224H208V222H207ZM206 224V225H207ZM231 224V223H230ZM20 225V224H19ZM52 225V224H51ZM102 225V224H101ZM166 225V224H165ZM192 225V224H191ZM214 225V224H213ZM33 226V225H32ZM59 226V225H58ZM58 226H56V227H58ZM171 225H168L167 227H170ZM24 227H25V225H24ZM51 227V226H50ZM55 227V228H56ZM95 227V226H94ZM164 227V226H163ZM177 227V226H176ZM190 227V226H189ZM188 227V228H189ZM197 227V226H196ZM202 227V226H201ZM19 228H21V227H19ZM30 228H32V227H30ZM33 228H35V227H33ZM42 228H44V227H42ZM110 228H113V227H110ZM109 228V229H110ZM183 228H185V227H183ZM187 228V227H186ZM185 228V229H186ZM191 228V227H190ZM193 228V227H192ZM198 228V227H197ZM243 228V227H242ZM36 229V228H35ZM72 229V228H71ZM106 229V228H105ZM119 229V230H118ZM165 229V228H164ZM173 229V228H172ZM181 229H182V227H181ZM204 229V228H203ZM202 229V230H203ZM214 229V228H213ZM224 229V228H223ZM56 230V229H55ZM79 230V229H78ZM77 230V231H78ZM81 230V229H80ZM114 230H112V231H114ZM170 230V229H169ZM168 230V231H169ZM182 230H184V229H182ZM245 230H247V229H245ZM19 231V230H18ZM27 231V230H26ZM25 231V232H26ZM69 231H70V229H69ZM76 231V230H75ZM77 231H76V233H74V234H71V232H70V234L72 235H70V238L68 237V233H67V237L68 238H66V239H61V238H63V237H61L55 244H52V246H47V245H43L42 244V246L41 247H38L37 248V246H36V248L35 247H31V248H29V249H26V251H25V249L23 248V251H19L18 253L19 254H17V253H15L16 254V257L14 258L13 256V260H12V262L10 263V264H18V263H21V264H48L47 262L48 261H50V262H53L52 264H55V263H57L59 260H61L63 257L61 256V254H63V256H64V254L66 255V256H64V258H72V259H77V258H88V260H89V256L91 257L92 256V254H93V256H94V254L95 253H92V251H93V249L95 248L96 250H98L99 251V248H100V245L103 247V245L102 244H90V245H83V243H81V241H83V239L84 238H81V237H83V236H81V235H77ZM82 231V230H81ZM81 231H78V232H81ZM92 231V230H91ZM94 231V230H93ZM108 231V230H107ZM106 230H102V231H97L96 233H95V235L93 236L94 238H96V237H98V236H104V237H106V238H109V241L111 242V240H110V237H112L113 235H111V234H109V232H107ZM112 231H110V232H112ZM164 231H166V230H164ZM164 231H163V233H164ZM171 231V230H170ZM207 231V230H206ZM28 232V231H27ZM56 232V231H55ZM83 232H85L84 231V229H83ZM88 232H90V231H88ZM181 232V234L183 233L182 231H180ZM179 232V233H180ZM199 232V231H198ZM217 232V231H216ZM14 233V232H13ZM73 233V232H72ZM92 233V232H91ZM162 233V234H163ZM166 233V232H165ZM175 233V234H174ZM184 233H186V232H184ZM193 233V232H192ZM191 233V234H192ZM218 233H220V232H218ZM223 233V232H222ZM229 233H230V231H229ZM243 233V232H242ZM9 234H11V233H9ZM15 234H17V233H15ZM20 234H22V233H20ZM24 234V233H23ZM41 234V233H40ZM57 234V233H56ZM60 234V233H59ZM81 234V233H80ZM90 234V233H89ZM113 234V233H112ZM189 234V233H188ZM190 234V235H191ZM194 234H195V232H194ZM207 234V235H206ZM245 234V233H244ZM243 234V235H244ZM3 235V234H2ZM64 235V234H63ZM66 235V234H65ZM82 235H83V233H82ZM93 235V234H92ZM110 235V236H109ZM190 235H189V237H190ZM195 235H197V234H195ZM18 237L20 236V235H17ZM17 236H16V238H17ZM41 236V235H40ZM54 236V235H53ZM56 236V235H55ZM58 236H60V235H58ZM62 236V235H61ZM79 236H81V237H79ZM85 236H87V235H85ZM84 236V237H85ZM90 236V235H89ZM96 236V237H95ZM180 235L178 234V237H179ZM218 236V235H217ZM235 236V235H234ZM13 237H14V234H13ZM13 237H11V238H13ZM24 237V236H23ZM32 237V236H31ZM92 237V236H91ZM177 237V238H178ZM182 237V235L180 236V238ZM197 237V236H196ZM226 237H227V235H226ZM243 237V236H242ZM241 237V238H242ZM247 237V236H246ZM256 237V236H255ZM15 238V239H16ZM27 238V237H26ZM33 238V237H32ZM175 238V239H174ZM230 238V237H229ZM231 238H233V237H231ZM235 238V237H234ZM249 238V237H248ZM18 239V238H17ZM20 239V238H19ZM24 239V238H23ZM31 239V238H30ZM51 239V238H50ZM54 239V238H53ZM56 239V238H55ZM97 239V238H96ZM182 239V238H181ZM191 239H192V236H191ZM236 239V238H235ZM240 239V238H239ZM249 239H251V238H249ZM13 239H11L10 241H12ZM57 240V239H56ZM108 240V239H107ZM252 240V239H251ZM8 241V240H7ZM26 241H27V239H26ZM30 241V240H29ZM35 241V240H34ZM37 241V240H36ZM47 241V240H46ZM86 241H87V239H86ZM93 241H94V239H93ZM92 241V242H93ZM103 241V240H102ZM102 241H97V242H102ZM253 241V240H252ZM255 241V240H254ZM6 242V241H5ZM4 242V243H5ZM66 242H68L67 244H66ZM85 242V241H84ZM95 242V241H94ZM112 242H113V240H112ZM256 242V241H255ZM8 243V242H7ZM6 243V244H7ZM28 243V242H27ZM34 244L36 243V242H33ZM82 244L83 246H81L80 244ZM103 243V242H102ZM153 244V243H158L156 246H155V244H154V247H152V246H147V245H149V244ZM264 243V242H263ZM24 244V243H23ZM30 244V243H29ZM33 244V245H34ZM85 244H87V243H85ZM256 244H258V243H256ZM51 245V244H50ZM106 245V244H105ZM80 246V247H79ZM96 246H98L99 248L97 249V247ZM258 246V245H257ZM263 246V245H262ZM2 247H4V246H2ZM1 247V248H2ZM23 247V246H22ZM29 247V246H28ZM101 247V248H102ZM107 247V246H106ZM106 247H105V249H106ZM115 247V248H116ZM12 248V247H11ZM14 248V247H13ZM21 248V247H20ZM100 248V249H101ZM102 249H104V248H102ZM101 249V250H102ZM104 249V250H105ZM262 249V248H261ZM5 250V249H4ZM12 250V249H11ZM161 250V251H160ZM255 250V251H254ZM6 251V250H5ZM25 251V252H24ZM4 252V251H3ZM16 252V251H15ZM55 252H60L59 253V255H55V256H52V257H50V258H48L49 257V255H47V254H54ZM264 252V251H263ZM99 253V252H98ZM97 253V254H98ZM101 253V252H100ZM255 253V254H254ZM1 254V253H0ZM120 254V253H119ZM105 255V254H104ZM258 255V254H257ZM1 256V255H0ZM3 256H5V255H3ZM46 256V257H45ZM7 257V256H6ZM21 258L22 257V259H19V258ZM100 257V256H99ZM1 258V257H0ZM92 258V257H91ZM90 258V259H91ZM97 258V257H96ZM101 258V257H100ZM261 258V257H260ZM12 259V258H11ZM19 259V260H21V261H17V260ZM228 259H229V261H228ZM262 259V258H261ZM92 260H93V258H92ZM91 260V261H92ZM101 260V259H100ZM238 260V259H237ZM259 260V259H258ZM263 260V259H262ZM62 261V260H61ZM60 261V262H61ZM68 261H70V260H68ZM94 261H96V260H94ZM98 261V260H97ZM228 261V262H227ZM235 261V260H234ZM234 261H232L231 263H233ZM242 261V260H241ZM261 261V260H260ZM5 262V261H4ZM7 262H9V261H7ZM7 262H5V264L7 263ZM22 262H24V263H22ZM60 262H58L59 264H60ZM71 262H73V260H71ZM70 262V263H71ZM257 262V261H256ZM69 263V262H68ZM80 263V262H79ZM94 263V262H93ZM236 263V262H235ZM254 263V262H253ZM9 264V263H8ZM51 264V263H50ZM63 264H66V263H63ZM72 264V263H71ZM81 264V263H80ZM83 264H86V263H83ZM87 264H89V263H87ZM243 264V263H242ZM247 264V263H246Z\"/></svg>",
	"mask_w": 264,
	"mask_h": 264
}]
</instances>
